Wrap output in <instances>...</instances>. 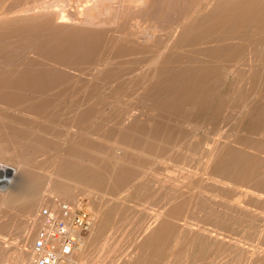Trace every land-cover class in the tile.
I'll return each mask as SVG.
<instances>
[{
    "label": "rangeland",
    "instance_id": "374dc122",
    "mask_svg": "<svg viewBox=\"0 0 264 264\" xmlns=\"http://www.w3.org/2000/svg\"><path fill=\"white\" fill-rule=\"evenodd\" d=\"M12 8L10 9V12H9V16L7 15L6 17H8L7 20H11V21H14V27H16L17 29L19 30H22L23 28L25 27H30V28H33V29H36V35H37V39H32V38H29V36H27L26 34L28 33L27 30L23 31V32H19V33H11L10 37H8L7 39H1L0 40V49L1 48H5L6 50H4L3 54H1V51H0V69L2 68V63H3V66H7L5 69L7 70L8 69V65L11 63L10 61H12V63L10 64V67L9 66V69H14V66H15V69L16 67L19 68V65L17 64H20V65H24L26 66L27 63H30V62H39L40 65L44 64L45 66H47V68L49 69H53L54 71L56 69H58V71L60 72H63L64 74L67 75V81H69V79H74L75 81H72V79L69 81L71 82L72 84H70L69 82L65 81L64 83L60 84L59 86H57V88L61 87L60 89L58 90H63L64 92H66L65 94V97H66V100H65V105L66 106H69L71 102H73V104L71 103V105L69 107L71 108H67L63 103V105H61L62 107H60L59 105H57L55 108L56 110L52 111L49 116H47L46 114V117L43 115V117L41 116V118H39L40 116H38V118H35V120H31V119H34L31 117V119L29 118L27 120L28 117L25 118V120L28 122L29 120L30 121H33L31 125H34V122H35V126L34 127H39L41 128V136L43 137V141L44 144H46V148L47 150L49 151H44V154H47V157L46 155L43 154L42 156H40V159L38 160H41V157L44 158L42 159V173L45 172L43 175L40 174L41 173V170L38 171L40 172L39 175L42 177V183L37 187L39 188L38 190L34 191L33 193H31V198L29 199H20V203L18 202V200L13 204V205H7L6 204H1L0 203V264H28V261L27 260H30V256H28L29 254H27V250H28V246L31 242V239H32V236H33V233L35 231V224H34V221H35V215H36V212L37 210L44 204L47 202V200L49 199H57L58 201H62V202H68V203H76V202H79L81 203V206H82V209L85 213L89 214L90 217L92 218L93 220V226L90 230V232H88L87 234L83 235L81 238L82 239H85V248H84V251L81 255H79V253L76 251L75 255H74V260L77 261L78 258H81V260L83 262H85V264H165V261L166 263L170 262L171 263H178L180 264L181 262L179 261L181 259V261L183 263L181 264H188L192 262V264H195L194 262L196 261V263H199V261L203 262L204 260H198V258H196L193 254H195V250H196V237H198V235L200 236L202 234V236L204 237L205 235L203 234L204 233V228L205 226L206 227V230L208 229V224H210L209 222L211 218V216L215 213H221L222 211H224V204L227 201H230L231 199H234V194H236V191L234 193V191L231 192V189H232V186L234 185H239L241 184L240 186H242L243 189H245V187H249V184L250 183H246V182H240V181H237V179L239 178H234V177H237L240 175L241 173V170H247V168H243L242 167H248L249 166V163H252L255 161V167L256 168H262L261 170L258 171V169H256L255 171L257 172V175H259L258 177L259 178H264V175L262 176V174L264 173V168L262 167L264 165V160L263 161H259L260 159L258 158H264V0L261 1V0H102L107 3L105 4H102L101 0H96V1H89V0H78V1H81L80 2H77V0H74V1H71V0H68L70 4L72 5H67V4H64V2L66 0H64L62 3H60L62 0H56L57 2H59L62 6H59L58 8V11H57V6L60 5H56L55 4V1L51 0L52 1V4L51 2L49 3V7H45L43 6L44 2L46 4V2L48 3L47 0H12ZM18 1V2H17ZM20 1V2H19ZM23 3H22V2ZM35 1V2H33ZM39 1V2H38ZM50 1V0H49ZM67 1V2H68ZM72 3H71V2ZM84 3H83V2ZM208 1V2H207ZM227 1V2H226ZM232 1V2H231ZM241 1V2H240ZM32 2V3H31ZM54 2V3H53ZM66 2V3H67ZM98 4H97V3ZM115 2V3H114ZM219 2V3H217ZM239 2V3H238ZM257 2V3H256ZM16 3V4H15ZM18 3L20 5H18ZM41 3V4H40ZM81 5V8H80V4ZM89 3V5H87ZM102 6H101V4ZM110 3V4H109ZM28 4V5H27ZM32 4V5H31ZM40 4L43 8H41L40 6L38 5ZM51 4V5H50ZM77 4V6H76ZM93 4V5H91ZM95 4H97L95 6ZM241 4H243L241 6ZM257 4V5H256ZM23 5V7H22ZM38 7H36V6ZM54 6L56 5V8L55 11L53 9V7L51 6ZM68 7L66 9V7ZM74 5V6H73ZM79 5V6H78ZM29 6L31 9V11H29ZM73 6V7H72ZM92 8V7H96L97 9V12L96 10H93L96 16H98V19H99V16L102 19H105L103 18L106 17V21L103 20V23L106 22L109 20V18H113V20L116 21L115 25L112 24L111 20H109L108 22H111L110 24L107 23L108 25V28H110L109 30H111L112 28H116L118 27L117 25H120L123 20H130L131 22H128V25L125 26V29L127 30V32L129 34H131L132 32H134L135 36L132 35L133 37L132 38H129V37H125L127 35H122V34H118V33H115V34H108L106 33L105 35H101V36H98L95 40H94V43H95V52L93 53V56L91 55L90 57H88L87 59H85L84 61H80L78 64H76L75 66H73L72 69L68 68L66 69L65 67H60V66H57L56 64H53L51 62H49L48 60L46 59H41L40 57H38L35 52L33 51L34 47H35V44L39 43V42H42V39L43 41H54L56 43H59L60 41H66L67 39H70L72 36H75L76 34V31L78 30H84L87 31H96L98 29H101L104 30L107 29V26L106 24L104 23V26L101 27V23L99 25L98 21L97 20V17L93 16V18H90L92 17V9L90 10V14L91 15L90 17H88V13L87 11H89V9L87 8ZM107 6V7H106ZM110 6V7H109ZM216 6V7H215ZM218 6V7H217ZM26 7V8H25ZM33 7V8H32ZM40 7V8H39ZM62 7H64V10L62 9ZM79 7V8H78ZM83 7V8H82ZM86 7V8H85ZM154 7L156 9H154ZM163 7V8H162ZM167 9H166V8ZM215 7V8H214ZM223 7V8H222ZM35 8H38V9H35ZM49 8V10H48ZM72 10H71V9ZM107 8V9H106ZM111 8V9H110ZM205 8V9H204ZM41 11H45L44 13L41 12ZM43 9H47L46 10H43ZM74 9V10H73ZM84 10L83 12L84 13H87V15H85L82 10ZM88 9V10H86ZM129 9V10H128ZM251 9V11H250ZM17 10L18 12L20 13H17ZM29 12H27V11ZM37 10H39V12H41L39 14V12H36ZM50 10H51V13H50ZM53 10V11H52ZM60 10V11H59ZM63 12H62V11ZM65 10H67L65 12ZM79 10V11H78ZM81 10V11H80ZM100 13H98L99 11ZM112 10V11H111ZM115 10V12H113ZM163 10V12H162ZM203 10V11H202ZM25 11V12H24ZM33 11V12H32ZM49 11V12H48ZM70 13H69V12ZM86 11V12H85ZM123 11V12H122ZM236 11V13H235ZM16 12V13H15ZM27 12V14H26ZM31 12L33 14H31ZM63 16H66L68 15V17L70 16V18H64L63 20H61V17H63L61 15V13ZM65 12V13H64ZM78 12V13H77ZM79 12H82V13H79ZM92 12V13H91ZM105 12V13H104ZM115 13L114 15L111 14V13ZM159 12V13H158ZM167 12V13H166ZM214 12V13H213ZM24 13V15H23ZM37 13V14H36ZM48 13V14H47ZM64 13V14H63ZM68 13V14H67ZM77 13V14H76ZM102 13V14H101ZM109 13V14H108ZM125 13H128V16L127 14L125 15ZM212 13V14H211ZM220 13V14H219ZM243 13V14H242ZM17 14V16L15 15ZM30 14V15H29ZM43 14V15H42ZM46 14V15H45ZM55 14V15H54ZM61 15V17L57 16V15ZM74 14V15H73ZM79 14V15H78ZM93 14V15H95ZM98 14V15H97ZM101 14V15H99ZM120 14V15H118ZM122 14V15H121ZM130 14V15H129ZM161 14V15H160ZM164 14V15H163ZM222 14V15H221ZM225 14V15H224ZM233 14V15H232ZM12 17H15V18H12ZM19 15L21 17H19ZM54 15V16H53ZM85 15L87 16V21L85 20L86 17L82 19V16ZM106 15H109L111 17H108ZM124 15V16H123ZM154 15V16H153ZM190 15V16H189ZM214 17H213V16ZM33 16V17H32ZM37 16V17H36ZM56 16V17H55ZM80 16V17H78ZM116 16V17H115ZM162 16V17H161ZM165 16V17H163ZM167 16V17H166ZM245 16V17H244ZM9 17H11L9 19ZM16 17H19V18H16ZM28 17V18H27ZM75 17V18H74ZM95 17V19H94ZM108 17V18H107ZM119 19H118V18ZM123 17V18H122ZM125 17V18H124ZM128 17V19L126 18ZM131 17V18H129ZM153 17V18H152ZM204 17V18H202ZM3 17H0V26H3V23L1 22H4V21H1ZM60 20H59V19ZM81 18V19H80ZM90 18V19H89ZM115 18V19H114ZM146 18V19H145ZM164 18V20H163ZM168 18V20H167ZM210 18H213V19H210ZM58 19V20H57ZM79 21H78V20ZM123 19V20H122ZM137 19V20H136ZM166 19V20H165ZM89 20V21H88ZM152 20V21H151ZM245 20V22L243 21ZM95 21V22H93ZM120 21V23L118 22ZM136 21V22H135ZM141 23H139V22ZM143 21V22H142ZM198 21H202L200 24H198L197 26L193 27L192 30L190 29L189 33L188 32H185L183 33V30L184 28H186L187 26L192 25ZM86 22V23H84ZM135 22V23H134ZM138 22V23H137ZM159 22V23H158ZM177 22V23H176ZM89 23V24H88ZM91 23V24H90ZM98 23V25H97ZM119 23V24H117ZM133 23V24H131ZM143 23V24H142ZM130 24V26H129ZM138 24V25H137ZM150 24V25H149ZM158 24V25H157ZM163 24V25H161ZM177 24V25H176ZM56 25V26H55ZM97 25V26H96ZM140 25V26H139ZM176 25V26H175ZM230 25V26H229ZM60 26V27H58ZM129 26V28H127ZM153 26V27H152ZM160 26H163V27H160ZM179 26V27H177ZM250 26V27H249ZM132 27V28H131ZM135 27V28H133ZM158 27V28H157ZM170 27V28H169ZM203 27V28H202ZM131 28V30H130ZM150 28V29H149ZM156 28V29H155ZM161 28V30H159ZM165 28V29H164ZM172 28V29H171ZM201 28V29H200ZM241 28V30H240ZM59 29V30H58ZM68 29V30H67ZM92 29V30H91ZM95 29V30H94ZM152 29V30H151ZM194 29H195V33H194ZM65 30V31H64ZM108 30V29H107ZM141 33H139L138 32ZM143 30V31H142ZM159 30V31H157ZM176 30V31H174ZM243 30L245 32H243ZM48 31V32H47ZM132 31V32H131ZM148 31H151L152 33L148 32ZM154 31V32H153ZM156 31V32H155ZM172 31V32H171ZM192 31V32H191ZM231 31V32H230ZM261 31V32H260ZM47 32V33H46ZM131 32V33H130ZM175 32V33H174ZM209 32V33H208ZM223 32V33H222ZM62 33V34H61ZM138 33V34H137ZM146 33H147V36H148V39L146 38ZM155 33V34H154ZM157 33V35H156ZM187 33V34H186ZM40 34V35H39ZM137 34V35H136ZM140 34V36H139ZM145 34V36H144ZM150 34V35H148ZM259 34V36H258ZM44 35V36H43ZM61 35V36H59ZM118 35V36H117ZM120 35V36H119ZM143 37H142V36ZM152 35V38H150L149 36ZM171 35V38L168 39V36L170 37ZM191 35V36H190ZM220 35V37H219ZM21 36V37H20ZM43 36V37H42ZM50 36V37H49ZM122 36H124L122 38ZM138 36V37H137ZM157 36V37H156ZM40 37V39H39ZM48 37V38H47ZM121 37V38H120ZM154 37V38H153ZM164 37H167V38H164ZM173 37V38H172ZM180 37V38H178ZM209 37V38H208ZM29 38V39H27ZM120 38V39H119ZM143 38V39H142ZM181 39L180 42L178 39ZM11 39V40H10ZM15 39V40H13ZM24 41H23V40ZM56 39V40H55ZM59 39V40H58ZM107 39V40H106ZM140 39V40H138ZM144 39L146 41H144ZM167 39V40H166ZM186 41H182V40H185ZM226 39V40H225ZM232 39V40H231ZM245 39V40H243ZM6 40V41H5ZM10 40V41H9ZM22 40V41H21ZM29 40V41H27ZM37 40V41H36ZM118 40V41H117ZM123 43H122V41ZM124 40L128 41V42H125L124 43ZM143 40V41H142ZM164 40V41H163ZM178 40V43L176 42ZM259 40V41H258ZM2 41H5L4 43ZM19 43H16L15 46H13V44H15V42H18ZM25 41H27L25 43ZM35 41V42H34ZM106 41V42H105ZM120 41V42H119ZM134 41V43H133ZM228 41V42H227ZM230 41V43H229ZM233 41V42H232ZM262 41V42H260ZM21 42H24V43H21ZM105 42V43H104ZM116 42V43H115ZM145 42V43H144ZM157 42V44H156ZM182 42V43H181ZM214 42V43H213ZM227 42V43H226ZM3 43V44H2ZM122 43V44H121ZM181 43V44H179ZM184 43V44H183ZM237 43V44H236ZM31 44V45H30ZM110 44V45H109ZM114 44V45H113ZM117 46H116V45ZM120 46H119V45ZM178 45V46H173V45ZM211 45V47L209 45ZM214 44V45H213ZM220 44V45H219ZM258 44V45H256ZM148 45V46H147ZM207 45V46H206ZM217 45V46H216ZM228 45V46H227ZM253 45V46H252ZM263 45V46H262ZM9 46H12L14 48H11L9 49ZM22 46V49L20 50ZM31 46V47H30ZM37 46V45H36ZM163 46V47H162ZM179 46L183 47V48H179ZM205 46V47H204ZM208 46L210 47V49L208 48ZM8 47V48H7ZM20 47V48H19ZM100 47V48H99ZM109 47V48H108ZM117 47V48H115ZM152 47V48H151ZM162 47V49H161ZM174 47V49L172 48ZM177 47V49H176ZM201 47V48H200ZM232 47V48H231ZM236 47V48H235ZM242 47V48H241ZM249 47V48H248ZM126 48V49H125ZM155 48V49H154ZM172 48V49H170ZM187 48V49H186ZM221 48V49H220ZM240 48V49H239ZM257 50H255V49ZM11 49H13L12 51H10ZM32 49V50H31ZM112 51H111V50ZM117 49V51H116ZM208 49V50H207ZM220 49V50H219ZM236 49H239V50H236ZM15 50V51H14ZM25 50V51H24ZM102 50V51H101ZM105 50V51H104ZM111 51L108 53V51ZM115 50V52H114ZM153 50V51H152ZM158 50V51H157ZM218 50H219V53H218ZM222 50V51H221ZM254 50V51H252ZM132 51L133 54H129V52ZM152 51V52H150ZM236 51V53L234 52ZM238 51V52H237ZM247 51V52H246ZM15 52V53H14ZM25 52V53H24ZM28 52V53H27ZM97 52V53H96ZM143 52V53H142ZM156 53L154 54V57H153V53ZM223 52V54H222ZM239 54V59L235 62L234 58L232 59H229V62L227 61L226 57H228L230 54ZM242 52V53H241ZM252 52V53H251ZM255 53V56H258L256 55L257 53L259 55H261V57H255L254 56V53ZM257 52V53H256ZM261 52V54H260ZM9 53V54H8ZM101 53H103V55H101ZM106 53H108L107 55H105ZM145 53V54H144ZM147 53V54H146ZM212 53V54H211ZM229 53V54H228ZM11 54V55H10ZM13 54V55H12ZM25 54V55H24ZM32 54V55H31ZM159 54V55H158ZM202 54V55H201ZM204 54V55H203ZM214 54V55H213ZM217 54V55H216ZM220 54V55H219ZM244 54V55H243ZM252 54V57H255V58H251L250 56ZM2 55H6V56H2ZM98 55V56H97ZM135 55V58L133 56V59H132V56ZM137 55V56H136ZM144 55V56H142ZM151 55V56H150ZM172 55V56H170ZM176 55V56H175ZM207 55V57H206ZM243 56H246V58L242 57L244 60H242V58L240 57ZM16 56V57H15ZM19 56V57H18ZM37 56V57H36ZM104 56V57H103ZM106 56H107V59H106ZM121 56V57H120ZM130 56V57H129ZM148 56V57H146ZM226 56V57H225ZM114 59H113V58ZM127 57H129L130 59H128ZM164 57V59H163ZM170 57V58H169ZM173 60H172V58ZM14 58V59H13ZM39 58V59H38ZM90 58V59H89ZM100 59L99 61L97 60ZM127 58V60H126ZM148 58V59H147ZM152 58V59H151ZM154 58V59H153ZM168 58L170 60H168ZM225 58V60H223ZM238 58V57H237ZM249 58L251 60H249ZM259 58V59H258ZM17 59V60H15ZM23 59V60H22ZM25 59H28L25 60ZM94 59V60H93ZM123 59V60H122ZM146 59V60H145ZM159 59V60H158ZM257 59V60H256ZM263 59V60H262ZM44 60V61H43ZM46 60V61H45ZM157 60V61H156ZM163 60V61H162ZM164 60L166 62H164ZM172 60V61H171ZM186 60V61H185ZM190 60V61H189ZM219 60V61H218ZM223 60V61H221ZM254 60V61H253ZM259 60V61H258ZM261 60V61H260ZM20 61V62H19ZM26 61V62H24ZM89 63H88V62ZM103 61V62H102ZM113 61V62H112ZM122 61V62H121ZM131 61V62H130ZM168 61V62H167ZM184 61V62H183ZM225 61V62H224ZM227 61V62H226ZM247 61V63L245 64L246 66H248L246 68V66H243L242 63ZM257 61V62H255ZM4 62L5 65H4ZM9 62V63H8ZM91 62V63H90ZM99 62V63H97ZM106 62V63H104ZM112 62V63H111ZM127 62V63H125ZM136 62V63H135ZM162 62V64H160ZM172 62V68H170L169 64ZM188 62V63H187ZM206 62V63H204ZM208 62V63H207ZM221 63H231V64H220ZM261 64H260V63ZM22 63V64H21ZM26 63V64H25ZM38 63V64H39ZM101 63L102 66H103V69H102V66L100 65ZM129 63V64H128ZM133 63V64H132ZM192 65H191V64ZM194 63V64H193ZM196 63V64H195ZM253 63V65H252ZM97 64V65H96ZM106 64V65H105ZM110 64V65H109ZM165 64V65H164ZM167 64V65H166ZM176 64V65H175ZM185 66H184V65ZM216 64V65H215ZM43 65V66H44ZM91 65V66H90ZM95 65V67H94ZM100 65V66H99ZM124 65V66H123ZM157 65V66H156ZM183 65V66H182ZM209 65V66H207ZM215 65V66H214ZM221 67H220V66ZM233 66V65H237V66H234V70L237 71V73L230 67L228 66ZM263 65V66H262ZM44 66V67H45ZM189 66H196V69L193 67H189ZM212 66V67H211ZM219 66V67H218ZM224 67L225 70H223L222 68ZM243 66V67H242ZM251 66V67H250ZM253 66V67H252ZM55 67V68H54ZM84 67H85V70H84ZM90 67V68H89ZM100 67V68H99ZM137 67V68H136ZM140 67V68H139ZM169 67V68H168ZM186 67V68H185ZM207 67V68H206ZM217 67V68H216ZM245 67V68H244ZM22 68V66L20 67ZM86 68L88 69L86 70ZM93 68V69H92ZM133 68V69H132ZM168 68V69H167ZM199 68V69H198ZM201 68V69H200ZM212 68V69H211ZM215 69H218V70H215ZM255 69L252 70V69ZM4 69V67H3ZM4 69V70H5ZM96 69V70H95ZM102 69V70H101ZM144 69V71H143ZM209 71H208V70ZM230 69V70H229ZM233 71H232V70ZM237 69V70H236ZM245 69H250L252 70L250 73H248L249 71L248 70H245ZM262 69V70H261ZM72 70V71H71ZM84 70V71H83ZM99 70V71H98ZM105 70V71H104ZM127 70V71H126ZM130 70V71H129ZM139 70V72H138ZM142 73H141V71ZM177 70V71H175ZM180 70V72L178 71ZM194 70V71H192ZM200 70V71H199ZM229 73H227V71ZM261 70V71H260ZM88 71V72H87ZM95 71V72H94ZM161 71V73H160ZM166 74H165V72ZM197 71L200 72L199 75L202 74V78H198V79H194V77H187L186 80L183 82L184 86H177L176 88L179 90L177 92V94L175 95H172L171 96V93H173L174 90H169L168 92H166V88L164 87V89L162 90V88L160 87L162 84L164 85L165 83L173 80L174 78V75L177 76L179 74V77L180 75H184L186 74H189V76L191 75H194V74H198ZM206 71V72H205ZM211 71L213 72L211 73ZM57 72V71H55ZM98 72V73H97ZM144 72V73H143ZM147 72V73H146ZM168 72V73H167ZM178 72V73H177ZM182 72V74H181ZM218 72V74L216 73ZM235 74H233V73ZM253 72V73H252ZM261 72V73H260ZM86 73V74H85ZM160 73V74H159ZM173 73V74H172ZM176 73V74H175ZM215 75V73L217 74V77L218 79L216 80L214 77L216 76H210L211 74ZM247 75H246V74ZM258 74V75H253V74ZM85 74V75H83ZM97 74V75H96ZM128 74V75H127ZM154 76H153V75ZM210 74V75H209ZM234 76H232V75ZM249 74L251 77H249ZM78 75V77H77ZM96 75V76H95ZM100 77H99V76ZM102 75V76H101ZM134 75V76H133ZM137 75V76H136ZM161 75V76H159ZM166 77H165V76ZM168 75H172L170 77H168ZM224 77H222V76ZM236 75V76H235ZM253 75V76H252ZM93 76V77H92ZM117 76V77H116ZM128 76H129V80L128 79ZM139 76V77H138ZM156 76V77H155ZM209 76V77H208ZM95 77V78H94ZM105 78L107 80L103 81L104 79H100V78ZM131 77V78H130ZM133 77V78H132ZM144 77V79H143ZM172 77V78H171ZM183 78V76H181ZM209 79H208V78ZM212 77V78H211ZM254 77V78H253ZM76 78V79H75ZM99 78V80H98ZM143 80H142V79ZM146 78V79H145ZM181 78V79H182ZM234 78V79H233ZM96 79V80H95ZM121 79V80H120ZM127 79V81L125 80ZM167 79V80H166ZM177 79V78H176ZM212 79L216 80L215 83L214 81H212ZM221 81H220V80ZM254 79V80H253ZM101 80L104 82H101ZM109 80V81H108ZM140 80V81H139ZM208 80V81H207ZM251 80V81H250ZM99 81V82H98ZM111 81V82H110ZM125 81V82H124ZM197 81L201 82V83H197ZM207 81V82H206ZM210 81V82H209ZM220 81V83H219ZM80 82V83H79ZM96 84H95V83ZM101 82V84H100ZM108 84H107V83ZM116 82V83H115ZM141 82V83H140ZM161 82V83H160ZM213 82V86H215L214 84H216L217 82V91L214 89L216 87H212L210 86L208 83H211ZM100 84L101 87H99L98 85ZM109 83L111 84V86L113 87L112 89H110V85ZM130 83V85H129ZM132 83V84H131ZM239 83V84H238ZM241 83V84H240ZM71 85V87H68ZM77 84V85H76ZM90 84H91V87H90ZM98 86V88L94 87L93 86ZM118 84V85H116ZM120 84V86H119ZM144 84V85H143ZM211 84V85H212ZM65 85V86H64ZM83 85V86H82ZM104 87H103V86ZM129 85V86H128ZM133 85V87H132ZM146 85V86H145ZM156 85V86H155ZM158 85V86H157ZM196 85V86H195ZM200 85V86H199ZM207 86V88H205L204 86ZM209 85V86H208ZM247 85V86H246ZM67 88H64L66 87ZM75 86V87H74ZM89 86V87H88ZM119 88V92L118 90H116L117 88ZM119 86V87H118ZM142 86V87H141ZM92 87H94L96 89V91H94L95 89L93 88V92L94 94L92 95L90 93ZM110 89V90H113V94H112V91L108 90L107 89ZM114 87L116 89H114ZM123 87V88H121ZM129 87V88H128ZM198 87L200 88V90L198 89ZM212 87V88H211ZM78 88V89H77ZM105 89L107 93H105L103 96L102 94L105 92L104 90H101V89ZM120 88L123 89L120 91ZM160 88V89H158ZM193 88H194V91H193ZM205 88V89H203ZM214 88V89H213ZM68 91H66V90ZM72 89V90H71ZM87 89V90H86ZM98 89V90H97ZM125 89V90H124ZM132 89H134L131 93L128 94L129 91H131ZM150 89V90H149ZM182 89V91L180 92V90ZM70 90V91H69ZM77 90H80L78 91L77 93ZM138 90V91H137ZM147 90V91H146ZM153 90V91H152ZM155 90V91H154ZM184 90V91H183ZM187 90V98L184 97L183 94L186 93ZM213 93L215 92V94L213 95L211 93L210 95V92ZM85 91V92H83ZM86 91H89L87 92L86 94ZM100 91V92H99ZM103 91V93L101 92ZM123 91V92H122ZM126 93H125V92ZM144 93H143V92ZM150 93H149V92ZM152 91V92H151ZM157 91V93H155ZM171 91V92H170ZM177 91V90H176ZM207 91V92H206ZM210 91V92H209ZM70 92H72L70 94ZM117 92V93H116ZM123 95L126 97V94H128L127 96L130 97L131 99H129L128 97H124L123 95L120 96V97H124V99H122L123 101L126 99H129V102L134 99L135 95H136V101H132L131 103L129 102H123L121 103L120 100V97L118 95H121L122 93ZM133 92H134V95H133ZM141 92V93H140ZM149 93V97L147 96V94ZM161 92V94H160ZM166 92V93H165ZM189 92V93H188ZM197 92V93H196ZM209 92V94H207ZM217 92V93H216ZM69 93V94H68ZM96 93V94H95ZM100 95H99V94ZM102 93V94H101ZM114 93L116 94L117 97H119L117 101H115L113 99L114 97ZM125 93V94H124ZM140 93V94H139ZM163 93V94H162ZM170 93V94H168ZM77 94V95H76ZM89 94V95H88ZM98 94V95H97ZM142 94V95H141ZM145 94V95H144ZM154 94V95H152ZM157 94H159V96H157ZM245 94V95H244ZM80 95H83L82 98H80L81 96ZM92 95V96H91ZM107 95V98L106 96ZM132 95V96H131ZM162 95V96H161ZM191 95L193 97V99H197L196 101L192 100V97L189 96ZM212 95L214 96V98H212ZM242 95V97H241ZM244 95V96H243ZM69 98H68V97ZM78 96V97H77ZM85 96H88L90 98H92L91 100L88 99V97L86 98ZM95 96V97H94ZM98 96V97H97ZM101 98H100V97ZM110 97L111 99V102L113 101L114 105H115V108L120 112L121 109H124L125 110H122V113L120 112V114H122V116H124V119L119 116V112H115V108H111L110 106L113 105H108V104H111L110 101L108 100V98ZM116 96L114 98H116ZM144 96H146V102H151L153 105L156 102L161 103L163 101V103L165 102H168L172 99V102L175 100L176 102H179L180 99L182 100L181 102H183L182 104H180L179 106L180 107L177 109H174L173 111L170 110V112L168 111H165L164 109L160 111V108L159 110H157L158 108H151L150 109H145L147 108V106L150 105L147 104V103H143L142 104V101H144L143 98ZM165 96V97H164ZM173 96H176L175 99L173 98ZM207 96V97H206ZM240 96V97H239ZM247 96V97H245ZM64 97V96H63ZM64 97V99H65ZM75 97V99L73 98ZM97 97V98H96ZM133 97V98H132ZM142 97V98H141ZM157 97V99H156ZM162 97V98H161ZM189 97V98H188ZM209 97V99H208ZM245 97V98H244ZM71 98V99H70ZM73 98V99H72ZM84 98V99H83ZM95 100H94V99ZM141 98V99H139ZM154 98V99H153ZM212 98V99H211ZM238 98V99H237ZM82 99V100H81ZM102 99V101H101ZM113 99V100H112ZM152 99V101L150 100ZM163 99V100H162ZM169 99V100H168ZM204 99L206 101H204ZM210 99L212 101H210ZM68 100L70 101L69 105H68ZM72 100V101H71ZM79 100H81V102H79ZM89 100V101H88ZM92 100H94L95 102H93ZM104 100V101H103ZM148 100V101H147ZM179 100V101H178ZM189 100V101H188ZM194 101L195 104L198 106H196L193 102L191 103V101ZM203 100V101H202ZM208 100V101H207ZM249 100V101H248ZM252 100V101H251ZM78 102V105L79 103L80 106H86L88 105L86 108L88 111L92 112L93 114H95L97 117L93 116V115H90L91 118H88L87 117H84V118H79V114H82L81 112L84 111V108L85 106L83 107V110L81 109L82 107L80 106H77V102ZM88 101V102H87ZM99 102H101L103 104V107H102V104H97ZM107 101V102H105ZM128 101V100H127ZM161 101V102H160ZM188 101V103L186 102ZM200 101V102H199ZM245 101L247 103L250 102V103H247L245 104ZM87 104H86V103ZM94 104H93V103ZM104 102L107 104L105 105ZM134 102V103H133ZM141 102V103H140ZM198 102V103H197ZM203 102V103H202ZM206 102L208 103L209 102V105L206 104ZM244 103L247 108H245L246 106L242 103ZM75 103V104H74ZM91 103V105L89 104ZM120 103V104H119ZM129 103V104H127ZM84 104V105H83ZM97 104V106H96ZM123 105L124 106H119V105ZM138 104V105H137ZM189 104V105H188ZM191 104H194V106H190ZM76 105V107H75ZM93 105V106H92ZM99 105V106H98ZM129 105V108L127 107ZM155 105H157L155 103ZM201 105V106H200ZM207 105V107H205ZM253 105H255L254 107H252ZM258 105V106H257ZM64 106V107H63ZM90 106L94 107L95 106L97 108H91ZM108 106V107H106ZM187 106V107H186ZM244 110H243V108ZM249 106H251V109H249L248 111V108H250ZM90 107V108H89ZM102 107V108H100ZM111 109H110V108ZM119 107V108H118ZM124 107V108H123ZM131 107V109H130ZM191 108L192 107V111L190 112V110L188 108ZM201 109L202 107V111L201 113L203 114H197V111L198 109ZM200 107V108H199ZM65 108V109H64ZM89 108V109H88ZM98 108H99V111H98ZM121 108V109H120ZM135 110H132L134 109ZM196 108V109H195ZM217 108V110H216ZM241 108V109H240ZM253 108V109H252ZM70 109V110H69ZM74 109V110H73ZM93 111H92V110ZM246 109V110H245ZM70 111V112H67V111ZM87 110L85 109V114L87 115ZM97 110V112H96ZM102 110V111H101ZM111 110V111H110ZM129 110V111H127ZM176 110L178 111L177 113ZM197 110V111H196ZM209 110V111H208ZM251 110H253L252 112H250ZM261 110V111H260ZM51 111V110H50ZM58 111V112H57ZM60 111V113H59ZM95 111V112H94ZM103 111H105L103 113ZM132 111V112H131ZM135 111V113L137 112V116L135 115V113H133ZM153 113H152V112ZM160 111V112H158ZM165 111V112H164ZM182 111V112H181ZM186 111V112H185ZM211 111V112H210ZM217 111V112H216ZM240 111V112H239ZM243 111V112H242ZM255 111L257 113H255ZM110 112V113H109ZM112 112V114H111ZM124 112V113H123ZM139 112V113H138ZM164 112V114H163ZM168 112V113H167ZM175 113V115H170V113ZM189 113V114H185V115H189L188 117H186L185 115H183L182 113ZM213 112V113H212ZM249 112V113H248ZM260 112V113H259ZM55 113V114H54ZM59 113V116L56 114ZM69 115H68V114ZM71 113V114H70ZM83 113V114H84ZM89 113V112H88ZM98 113V114H96ZM99 113L101 114V118H99ZM103 113V114H102ZM106 113V114H105ZM169 115H167V114ZM192 113V115H190ZM205 113V114H204ZM219 113V114H218ZM246 113H247V117H246ZM63 114V115H62ZM73 114V115H72ZM82 114V115H83ZM91 114V113H90ZM105 114V116H104ZM107 114H108V119H107ZM111 114V115H109ZM124 114V115H123ZM131 114V115H130ZM160 114V115H159ZM161 114H163L164 116H168L167 118H163V115L161 116ZM181 114V115H180ZM255 117H254V115ZM76 115V116H75ZM115 115H116V119H115ZM126 115V117H125ZM128 115V117H127ZM133 115V116H132ZM147 115V116H146ZM158 115L160 116L158 118L159 122H162L163 123H167L168 125L167 128L163 126V128H161V126L159 127V135L158 132L154 133V134H158L159 136H155L154 135V139L155 137L160 140V141H156L150 136L152 135V127L154 125H156L155 123H157V118ZM183 115V117H182ZM201 115V116H200ZM205 115V116H204ZM65 116V117H64ZM94 118H93V117ZM110 116V117H109ZM114 116V117H113ZM194 116H197V117H194ZM207 116H209L210 118L213 117V119L211 118H208ZM215 116H217L215 118ZM252 116V117H251ZM54 117H57V118H54ZM62 117V119L60 118ZM69 117V118H68ZM77 117L78 119H80L79 121L81 122H77ZM104 117V118H103ZM115 121L120 120L121 124H119L117 122V124H119V126L115 125L116 127H120L119 131V135H121V133L124 134L125 130L127 132L128 130V136H130L132 134V137L131 139L127 137L128 139V143L130 141V144L135 141L136 139L135 138V135L138 134V132L136 131V129L142 124L143 125V128L147 125L149 127H145V129H150V130H145L147 131L146 132V136L149 132L152 133V134H148V137L150 136L151 139H148L150 140L151 142H153L154 140V144L158 143L157 145L159 146V151H160V154H158V149H150V151L148 152L145 151V149H134L132 148V146H130V144L126 143L127 147H125V143H123L121 137H119L120 139H118V134H115L116 130H118V128L115 130V126L112 125L114 119ZM120 117L123 119L121 120ZM133 118V123L131 122V119L129 120V123L128 122V119L127 118ZM148 117V119L146 120V118ZM255 119H254V118ZM46 118V119H45ZM64 118V119H63ZM98 118V119H97ZM112 118V123L110 121H107V120H110ZM154 118V119H153ZM156 118V120H155ZM180 118L183 120H180ZM185 118L187 119L186 122H185ZM191 118V119H190ZM203 118V119H202ZM207 118V120H206ZM252 118V119H251ZM61 119V121L58 123V121ZM69 119V121L67 120ZM92 119V120H91ZM94 119V120H93ZM102 119V120H100ZM164 119V120H163ZM202 119V121H201ZM254 119V120H253ZM50 120L52 122H50ZM57 120V121H54ZM96 120V121H95ZM106 120V122H105ZM137 120V121H135ZM150 120V121H149ZM167 120V121H166ZM189 120V122H187ZM196 120V121H195ZM209 120V121H208ZM213 120V121H212ZM217 120V121H216ZM29 121V122H30ZM68 121V122H66ZM94 121V122H93ZM99 121V122H98ZM104 121V122H102ZM127 121V122H126ZM143 122V121H146V122H143V123H139V122ZM154 121V125L152 124ZM157 121V122H156ZM166 121V122H165ZM191 121V122H190ZM195 121V122H194ZM199 121V123H198ZM201 121V122H200ZM207 121V122H206ZM54 122V123H53ZM83 122L85 123V125L83 124ZM100 122L103 124H100ZM110 122V123H109ZM148 122V123H147ZM157 123V125H160L161 123ZM174 122V123H173ZM182 122V123H181ZM193 122V123H192ZM203 122V123H202ZM205 122V123H204ZM257 122V123H255ZM64 123L66 124L64 126ZM95 123V124H94ZM96 123H99V124H96ZM107 123V124H106ZM116 123V122H115ZM114 123V124H115ZM123 123L125 126H127L126 128L124 127L123 129ZM139 123V125L137 124ZM151 123V125H150ZM187 123V125H186ZM189 123V124H188ZM191 123V125H190ZM196 123V126L194 125ZM198 123V124H197ZM210 123V125H209ZM212 123V124H211ZM254 125H253V124ZM0 124H3L2 122H0ZM27 124V125H26ZM26 127H28V123H26ZM77 124V125H76ZM81 124L83 125L81 127ZM90 124L89 126H92L91 127H88L87 125ZM94 124V125H93ZM106 124V125H104ZM128 124V125H127ZM136 124L137 127H133L134 125ZM145 124V126H144ZM161 124V125H162ZM200 124V125H199ZM256 124V125H255ZM263 124V126H262ZM69 125V126H68ZM76 125V127H74ZM98 125H100L98 127ZM121 125V126H120ZM132 125V128L135 129H132L130 126ZM141 125V126H142ZM171 127H170V126ZM212 125V126H211ZM219 125V126H218ZM251 125V127L249 128V126ZM259 125V126H257ZM30 126V125H29ZM68 126V127H67ZM71 126V128H69ZM73 126V127H72ZM103 128H102V127ZM110 128H113L114 131L113 133L114 134H110L107 131ZM151 126V128H150ZM189 126H193L195 127L194 129H190ZM199 128H198V127ZM201 126V127H200ZM203 126V127H202ZM254 129H251L253 128ZM255 126H256V129H255ZM33 127V126H32ZM88 127V128H87ZM95 127V128H93ZM98 127V128H97ZM104 127H106L107 129H105ZM217 127V128H216ZM31 127H29L30 129ZM85 129V138L87 139V141H89V143L92 144V146H97L96 149L97 150H87V154L88 156H85L84 160L87 161V163L91 166H94V168L97 169L98 168H101L102 166L104 167H110L109 170V174H107V178H111L113 177L112 174H114V177L115 175H117V173L115 172L116 170H118L120 167L122 168H125V169H129L130 170H133L135 171V176L132 177V180L130 179V181L128 183H125L123 186L122 184L118 187H115V188H112L111 186V181H109L107 178L105 179V183H102L100 185H87V184H83V183H76V182H72L70 180H68L66 182V180H60V179H57L56 177V172L55 170H57V166H56V163L58 161V158L60 159L59 161L64 160V157L60 154L59 151L55 150V154L53 153V150L50 149V148H55L54 145H56L58 147V143L59 144H62L63 143V138H65V136H68V138H72L71 136H77L78 135V138L81 136L79 134V132L77 133V131H80L81 129ZM122 128V129H121ZM161 128V129H160ZM171 128H176V130L178 129H181V130H170ZM210 128L212 130H214V132L217 133L214 134L212 130H210ZM238 130H237V129ZM263 128V129H262ZM25 129V128H24ZM64 129V130H63ZM70 129V130H68ZM78 129V130H77ZM95 129V130H94ZM97 129V131H96ZM99 129V131H98ZM102 129V131H101ZM198 129V130H197ZM218 129V130H217ZM258 129V131H257ZM28 130V129H27ZM43 130V131H42ZM46 130V131H45ZM67 130V131H66ZM77 130V131H76ZM123 132H121V131ZM130 130V131H129ZM173 132V131H176L174 133H170L169 132ZM200 130V131H199ZM232 130V131H231ZM234 130V131H233ZM32 130H28V132ZM40 131V130H39ZM70 131V132H69ZM93 131L92 133H89V132ZM109 131L112 133V131L109 129ZM162 131V132H161ZM167 131V132H166ZM181 131V132H180ZM198 131V132H197ZM253 131V132H252ZM262 131V132H261ZM68 132V133H67ZM104 132V133H103ZM117 132V133H118ZM129 132H130V135H129ZM169 132V133H168ZM190 132V133H189ZM193 132V133H192ZM208 132V134L206 133ZM232 134H231V133ZM237 132V133H236ZM239 132V133H238ZM30 133H27L30 134ZM51 133V134H50ZM65 133H67L65 135ZM100 133V134H99ZM103 133V134H102ZM137 133V134H135ZM165 133L167 134H171V138L172 140L174 139L175 137V141H174V144L173 142H171V145H175V147L173 146L171 151H170V154H172L171 156H167V155H163V150H160V149H164L165 147V139L162 140V138H166L165 136H167V134L165 135ZM179 133H182V136L179 138L178 136L181 135ZM186 133H188L189 135H186ZM197 133V134H196ZM199 133V134H198ZM219 133V134H218ZM256 133V134H255ZM71 134V135H70ZM110 134V135H109ZM122 134V135H123ZM165 136H164V135ZM262 137H261V135ZM45 137H44V136ZM70 135V137H69ZM118 135V136H117ZM126 135V133H125ZM207 135V137H206ZM220 135V137H219ZM254 135V136H253ZM30 136V135H28ZM87 136V137H86ZM161 136V137H160ZM179 138V143L184 144V146L182 145V147L180 146V144L177 146V138ZM260 136V137H259ZM82 137V136H81ZM147 137V138H148ZM149 137V138H150ZM160 139H159V138ZM195 139L194 142L195 143H198V141L203 138V140L201 139L199 142L201 144V141H203L202 143L204 142H207V141H216L214 146H212L213 148L217 147L216 149L214 148V150L212 149V151H208L207 152V149L205 148V150H203L204 152L203 153V156L208 155V153L210 154V152L212 153V158L214 159V157H217L215 158L214 160L210 158V160H212L211 162H206V159L203 160L206 162V165L204 161H201L202 158L200 159L199 158V154L195 156H192L193 155V151H192V146L193 144H195L193 142V138ZM197 137V138H196ZM219 137V138H218ZM256 137V138H255ZM134 140H133V139ZM138 138V135L137 137ZM182 138V139H181ZM184 138V139H183ZM47 139V140H46ZM156 139V140H157ZM185 139H192V141H186ZM133 140V141H131ZM171 140V141H172ZM182 140V142H181ZM231 140V141H230ZM240 140V141H239ZM74 141H78V139L76 138V140L74 139ZM119 141V142H118ZM122 141V148H126L124 149H120L119 147L120 146V142ZM127 141V140H126ZM125 141V142H126ZM164 143V146L162 145V142ZM222 141V142H221ZM224 141V142H223ZM253 141H254V146H253ZM150 142V143H151ZM159 142H160V145H159ZM176 142V143H175ZM190 142V145L188 146ZM192 142V144H191ZM256 142V143H255ZM51 143V144H49ZM187 143V144H186ZM217 143V144H216ZM228 144V147L225 146L226 144ZM240 143V144H239ZM246 145H245V144ZM252 143V144H251ZM262 144V149L260 148L259 144ZM133 144V143H132ZM250 144V146H253L252 149L250 146H248ZM216 145V146H215ZM244 145V146H243ZM49 146H51L49 148ZM118 146V148L116 147ZM160 146H163V147H160ZM224 146V147H223ZM131 147V148H129ZM181 147L182 150H180L179 148ZM191 149H190V148ZM221 147V148H220ZM242 147V148H241ZM259 147L261 150H256V148ZM116 148V149H115ZM224 148V149H223ZM251 148V149H250ZM134 149V150H132ZM177 149V150H175ZM190 149V150H189ZM221 149V151H220ZM237 149V150H236ZM51 150V151H50ZM115 150V151H114ZM123 150V151H122ZM137 150H140L138 153H140V155L137 153ZM154 150V151H153ZM180 150V151H178ZM224 150V151H223ZM229 150V152H228ZM238 150H241V151H238ZM247 150V151H245ZM145 151V153H144ZM156 151V152H155ZM163 151V152H162ZM166 151V150H165ZM178 151V152H176ZM217 151V152H215ZM233 151V153H232ZM236 151V152H235ZM134 154H133V153ZM143 152V153H142ZM158 152V153H157ZM173 152V153H171ZM176 152V153H175ZM187 154H186V153ZM188 152L192 153V154H189ZM206 152V153H205ZM213 152H214V155L213 156ZM226 152V153H224ZM244 152V153H242ZM248 152V153H247ZM250 152V153H249ZM121 155H120V154ZM144 156H142V154ZM148 153V154H147ZM150 153V154H149ZM162 153L163 156H160ZM178 153V154H177ZM219 153V154H218ZM234 155H232V154ZM242 153V154H241ZM246 153V154H245ZM252 153V154H251ZM255 153V154H254ZM257 153V154H256ZM149 155V157L146 156ZM176 154V155H174ZM189 154V155H188ZM229 154V156H227ZM232 156H231V155ZM240 154V155H239ZM245 154V155H243ZM261 154V155H260ZM49 155H50V158L53 157V160L49 158ZM139 155V156H138ZM158 155V156H157ZM189 156L193 158V161L195 162V165H194V162H188L189 165H191L190 167L187 166L186 164L182 163L180 164V162H182L185 158V161H188V160H191L190 159H187L188 157L186 156ZM239 155V157L241 155L245 156L247 155L246 160H249V157H250V160L249 162H244L242 163L240 166H239V173H235L233 177V179L229 178L230 180L234 181L233 183L230 181H225L226 183H229L226 188L225 186H221L223 187L222 190L221 187H218L219 185L215 184L213 185L214 183L211 182V181H208L206 180V178L208 176H221V175H218L216 174L217 171L223 166V163L221 162H230L232 160H234L235 158H237V156ZM250 155V156H249ZM146 156V157H145ZM154 159H152V157ZM198 156V157H197ZM202 156V157H203ZM227 156V157H226ZM46 157V158H45ZM137 157V158H136ZM161 157V158H160ZM219 157V158H218ZM226 157V158H225ZM229 157V158H228ZM235 157V158H234ZM242 157V156H241ZM253 157V158H252ZM112 158V159H111ZM115 158H117L118 160H114ZM194 158H198V159H194ZM206 158V157H205ZM225 158V159H224ZM234 158V159H232ZM252 158V159H251ZM48 159V160H47ZM125 159V161H123ZM158 159V161H157ZM223 159V160H222ZM56 160V161H55ZM94 160V161H93ZM96 160V161H95ZM109 160V161H108ZM116 163H121V164H118V167L116 168L115 171L111 172V169H112V165H114L115 162ZM230 160V161H229ZM44 161V162H43ZM50 161V162H49ZM54 161V162H52ZM155 161V162H154ZM192 161V160H191ZM197 161V162H196ZM199 161V162H198ZM219 161V162H218ZM259 161V162H258ZM110 165H109V163ZM123 162V163H122ZM128 162V163H127ZM200 162H202V164L200 165ZM204 162V163H203ZM215 164H214V163ZM218 162V163H217ZM258 162V163H257ZM54 163V164H53ZM58 164V167H59V164L60 162H57ZM199 163V164H198ZM125 164V165H124ZM128 164V165H127ZM200 165L201 166V169H200V166H196V165ZM204 164V165H203ZM214 164V165H213ZM226 163H224L225 165ZM245 164H248V166H246ZM257 164V166H256ZM259 164H261L262 166H259ZM14 163L11 162V161H6V160H1L0 159V171H6V170H11L13 169L14 167ZM97 165V166H96ZM99 165V166H98ZM139 165V166H138ZM206 165V166H205ZM219 165V166H217ZM48 166V167H47ZM53 166V167H52ZM137 167V168H136ZM207 167V168H205ZM215 167V168H214ZM217 167V168H216ZM51 168V169H50ZM55 168V169H54ZM139 168V169H138ZM145 170V176H143L142 172L143 169ZM148 168V170H147ZM203 168V169H202ZM211 168H214V169H211ZM44 169V171H43ZM45 169L48 171H45ZM53 169V170H52ZM96 169V170H97ZM142 169V170H141ZM207 169V170H206ZM51 170V171H50ZM113 170V169H112ZM202 170V171H201ZM204 170V171H203ZM206 170V171H205ZM210 170V174L209 175H203V172L208 174ZM213 170V171H212ZM153 171V173H152ZM238 171V170H237ZM37 172V173H38ZM214 172V173H213ZM263 172V173H262ZM112 173V174H111ZM152 173V175L150 176V174ZM243 173V172H242ZM262 173V174H261ZM111 174V175H110ZM149 174V176H147ZM155 174V175H154ZM186 174H191L192 178H188V179H185V175ZM239 174V175H238ZM140 175V178H137V176ZM161 177L162 180L164 179H168V178H171L170 176H172V180L176 181V178H177V182L179 187H181V189L179 187H173L171 186V184L169 183H166V184H161L159 186V181L156 180L158 178V176ZM163 175V176H162ZM169 177H168V176ZM261 175V176H260ZM141 176L145 177V178H142ZM155 176L157 178H155ZM201 176V177H200ZM242 176V174H241ZM53 177V178H52ZM56 177V179L54 178ZM136 177V178H135ZM164 177V178H163ZM202 177H205V178H202ZM148 178V179H147ZM153 178V179H152ZM184 178V179H183ZM221 177H219L218 179H220ZM223 179L224 176H222ZM221 178V179H222ZM135 179V180H134ZM138 179V180H136ZM159 180H161L160 178H158ZM228 179V178H227ZM236 179V180H234ZM51 182H50V181ZM144 180V182H143ZM145 180H146V183L147 184H144L145 183ZM148 180V181H147ZM152 180H156V182L158 183H154L155 181L152 182ZM184 180H187L186 182H183ZM189 180V181H188ZM191 180V181H190ZM201 180V182H200ZM44 181V182H43ZM58 181L61 183L60 186H58V189L56 190V182L58 183ZM64 181V182H63ZM135 181V182H134ZM137 181V182H136ZM142 181V182H141ZM154 183V184H151V182ZM179 181H181V183H179ZM206 181V182H204ZM237 181V182H236ZM50 182V183H49ZM140 182V183H139ZM184 184H183V183ZM211 182V184H210ZM236 182V183H235ZM238 182H240L238 184ZM73 183V184H72ZM131 183V184H130ZM150 183V184H149ZM173 183V182H172ZM194 183V185H193ZM213 183V184H212ZM82 184V185H81ZM140 184V185H139ZM197 184V186H196ZM231 184V185H230ZM67 185V186H66ZM87 185V186H86ZM146 185V187H144ZM150 185V186H149ZM152 185V187H151ZM173 188V189H168V190H171L170 192L167 191L166 189V186ZM187 185V186H185ZM209 185V186H208ZM211 185V186H210ZM61 186H64V187H61ZM165 187L164 189L162 187ZM202 186L206 189L204 190L203 189H199V188H202ZM212 186L213 189H212ZM216 186V187H215ZM231 186V187H230ZM63 188V189H60L63 190V191H58L59 188ZM149 187V188H148ZM155 187V188H154ZM186 187V189H184ZM195 187V188H194ZM210 187V188H209ZM220 190H218V188ZM144 188H148L147 190L144 189ZM152 188H154L152 190ZM162 188V189H160ZM179 190H178V189ZM191 188V189H189ZM227 188H230V189H227ZM65 189V190H64ZM72 189V190H71ZM74 189V190H73ZM129 189V190H128ZM142 189H144L142 191ZM159 189V190H158ZM196 189H198L197 191H195ZM209 189V191L207 190ZM215 189V190H214ZM227 189V190H226ZM242 189V190H243ZM70 190V191H69ZM128 190V191H127ZM140 190V191H139ZM183 190V191H182ZM190 190H191V193H190ZM200 190H204V191H200ZM223 192H222V191ZM65 191V192H64ZM73 191V192H72ZM147 191V192H146ZM150 191V193H149ZM162 194H161V192ZM167 192L166 193V196H164V192ZM179 191V192H178ZM180 191L182 193H180ZM194 191V192H193ZM199 191L203 194V198L202 197H199L198 195H200L201 193H199ZM60 192V193H59ZM66 195H64L63 194ZM68 192V193H66ZM123 192V193H121ZM138 192V194H137ZM141 192V196H140V193ZM157 192L159 194H157ZM174 192L175 194H172L170 195V193ZM222 192V193H221ZM227 192V193H226ZM74 193V194H73ZM86 193V196L85 194ZM125 193V194H124ZM144 195H147V196H144ZM147 193V194H146ZM199 193V194H198ZM208 193V194H207ZM226 193V194H225ZM229 193V194H228ZM124 194V195H122ZM168 194L169 196H172V198L170 197L169 200H168ZM188 194V195H187ZM207 194V195H205ZM213 194V195H212ZM217 194V195H216ZM120 195V196H119ZM140 198H139V196ZM143 195V196H142ZM158 195V197H156ZM175 195V196H174ZM212 195V196H211ZM228 195V197H227ZM35 196V198H34ZM154 196L155 199L152 197ZM164 196V198H163ZM174 196V198H173ZM181 196V197H180ZM185 196V197H184ZM201 196V195H200ZM205 196V197H204ZM210 196V197H209ZM218 196V197H217ZM227 198H226V197ZM120 197V198H119ZM161 197V199H160ZM184 197V198H183ZM217 197V199H216ZM225 197V198H224ZM151 198L154 199V200H151V203L149 201H147L148 199ZM194 198V199H193ZM200 198V200H198ZM210 198H213L212 200H210ZM215 198V199H214ZM221 198V199H220ZM249 197H246V200L245 202H247ZM34 199V200H33ZM88 199V200H87ZM160 199V200H159ZM163 199V200H162ZM165 199H167L168 201H165ZM173 199V203H171L170 201H172ZM203 199V200H202ZM224 201H223V200ZM226 199V200H225ZM229 199V200H228ZM244 199V198H243ZM30 201L31 200L33 202H35V209H33V211L31 213H27V209H25V202L27 201ZM161 200L163 202H161ZM175 200V201H174ZM195 200L199 203L197 205ZM214 200H216L215 202H213ZM219 200H222L221 202ZM251 200V199H249ZM248 200V201H249ZM144 201V202H143ZM149 203H147V202ZM160 202V207H157L159 205V202ZM192 201V203H191ZM210 201L212 202L210 204ZM147 203V204H144V203ZM187 202V203H186ZM204 202H206V206L204 204ZM162 203H163V206L165 205V207L163 208L162 206ZM165 203V204H164ZM168 203V204H166ZM171 203V204H170ZM178 203H182L183 204V208L179 211V217H190L191 219V223L193 224L194 222L196 223V226L198 227L199 224L203 222V224L201 226H199V230L198 231H195V228L197 230V227L194 225L193 228L194 229H190V228H186L188 229V231H186L185 228L183 227H180L179 224L177 223L175 225L174 228V231H172V235H169V237H167L166 239L162 238L160 239L159 237L157 238V241H152L155 237V234H154V230L159 226V223H161L162 221L164 220H167V221H173V223L175 224V221L176 220H172L170 219L169 217H171L173 215V209L174 207L178 204ZM190 203V204H189ZM210 204L213 205L211 206L213 209L210 207V209H212L213 212L210 213V209H208V205L207 204ZM218 203V205H217ZM19 204V205H18ZM153 204V205H152ZM189 204V205H188ZM204 204V206L202 205ZM16 205V206H15ZM155 205V206H154ZM169 205V207L167 208V206ZM196 207H195V206ZM223 206V207H222ZM116 207V208H114ZM191 207V208H190ZM199 207V208H197ZM205 208V209H202V208ZM208 207V208H207ZM215 207V208H214ZM222 207V209H221ZM166 208V209H165ZM187 208V209H186ZM218 208V210H217ZM90 209V211H89ZM220 209V210H219ZM251 209V210H250ZM162 210V211H161ZM164 210V212H163ZM166 210V211H165ZM188 210V211H186ZM200 210V211H199ZM205 210V211H204ZM209 210V213H207L209 216H207V214H204L206 213V211L208 212ZM249 210V211H248ZM248 212L246 214V212L243 214L242 218L240 217L241 214H234L233 216V219L232 221H229L228 222V225H229V228L228 229L229 231L231 230V232H234L233 234H231V236L233 237V239H239L243 233V237L245 238L244 239H248L250 238L249 240V247L247 248L246 246H241L240 249L242 248L244 250V253L243 250L240 251V249H236L234 250L232 253L230 254H225L223 251L224 247L227 245L226 243L221 244L218 242V244H221L219 246V251L218 253H220V255L216 252V260L213 262L211 261H207L206 262L204 261V264H223V261H224V264H236L237 261L241 262V258H244L242 256H248L244 259H242V261H249L248 258H250V261L248 262V264H264V229L262 230L261 228H258L257 230L255 229V232L254 230H252L254 233H252V231H248V232H245L244 228L250 224L251 222H253L254 224L256 223L257 225H262V227L264 228V221L262 223V220L260 219H256L257 217L255 216V218L253 217V210L255 211V208H252V207H249L248 208ZM92 211V212H91ZM191 211H194L193 213ZM203 211V212H202ZM119 212V213H118ZM156 212V213H155ZM159 213H162L164 214L161 218H160V221L159 222H156L154 224V222L152 221L153 220V216L155 214H158ZM189 212V213H188ZM192 214H191V213ZM92 213V214H91ZM125 213V214H124ZM186 213V214H185ZM151 214V215H150ZM153 214V216H152ZM190 214V216H188ZM196 214L198 216H196ZM203 214V215H201ZM253 214V215H252ZM32 215V216H31ZM193 215V216H192ZM201 215V216H200ZM252 215V216H251ZM166 216V217H165ZM251 216V217H250ZM32 217V218H31ZM213 217V216H212ZM241 219H240V218ZM249 217V218H248ZM194 218V219H193ZM204 218V220H203ZM239 218V219H238ZM151 219V221H150ZM202 219V220H201ZM256 219V220H255ZM198 220V221H197ZM250 220V221H249ZM197 221V222H196ZM249 221V222H248ZM257 221V222H256ZM102 222V223H101ZM153 222V223H152ZM208 222V223H207ZM231 222V223H230ZM261 222V223H259ZM107 223V224H106ZM110 223V224H109ZM180 223V222H179ZM194 223V224H195ZM207 223V224H206ZM106 226H105V225ZM156 225L155 227H152L151 225ZM198 224V225H197ZM206 224V225H205ZM239 224V225H238ZM151 226V227H147V226ZM205 225V226H204ZM234 225V227L232 226ZM256 225V227H257ZM32 226V228H31ZM108 226V227H107ZM238 226V227H236ZM103 227V228H102ZM146 227V229H145ZM236 227V228H235ZM98 228V229H97ZM107 228V229H106ZM212 227H210L209 229H211ZM242 228V229H241ZM28 229V230H27ZM103 229V230H102ZM148 229V230H147ZM176 229V230H175ZM179 229V230H177ZM185 229L186 233L183 232V230ZM204 229V230H203ZM208 229V230H209ZM234 229V230H233ZM261 229V230H260ZM93 230V232H92ZM101 230V231H100ZM146 230V231H145ZM150 230V231H149ZM190 230H194V233H190ZM203 230V231H202ZM205 230V231H206ZM31 231V232H30ZM100 231V232H99ZM153 231V232H152ZM181 234V237H182V234L185 235L183 237H186L181 239V237L178 235ZM180 231V232H179ZM224 233L223 231L224 230H218V232L221 233ZM146 232V233H145ZM176 232V233H174ZM201 233V234H198L196 235L197 233ZM203 232V233H202ZM258 232V233H257ZM92 233V234H90ZM151 233H152V236H151ZM191 235H190V234ZM206 233V232H205ZM239 236H238V234ZM256 233V234H255ZM261 233V234H259ZM95 234V235H94ZM154 234V235H153ZM175 234H177L179 237L175 236ZM189 234V235H188ZM249 234V236H248ZM91 237H90V236ZM94 235V236H93ZM258 235V236H257ZM154 236V237H153ZM174 236V237H173ZM190 236V237H188ZM194 236H195V239H194ZM88 237H89V240H88ZM153 237V239L151 238ZM236 237V238H235ZM259 237H260V241H259ZM170 238V239H169ZM178 239V241L176 242V240ZM185 239V240H183ZM188 239V240H187ZM193 239V240H191ZM256 239V240H255ZM258 239V241H257ZM87 240V241H86ZM168 240V241H166ZM175 240V241H174ZM179 240H181V244L178 243ZM255 240V242H254ZM161 241V242H160ZM167 243H165V242ZM191 241L193 243H191ZM257 241V242H256ZM88 242V243H87ZM160 242V243H159ZM178 243L177 245H175L176 243ZM185 242V243H184ZM251 242V243H250ZM158 243V244H157ZM165 243V244H164ZM191 243V244H190ZM209 243V242H208ZM211 243V241H210ZM209 243V244H210ZM254 245H253V244ZM260 243V244H259ZM87 244V245H86ZM164 245L165 246V249H164ZM185 244V245H184ZM190 244V245H189ZM194 244V245H193ZM198 244V243H197ZM180 245V246H179ZM189 245V246H188ZM223 245V247H222ZM156 246V247H155ZM163 247V250L162 251V247ZM177 248H176V247ZM170 247V248H169ZM190 248L189 249V252L184 254L183 252H185V250H187L186 248ZM194 247V249L192 248ZM222 247V248H220ZM245 247V248H243ZM159 249L161 250L162 252H159L160 254L157 253V251H155L156 249ZM161 248V249H160ZM169 248V249H168ZM176 248V249H174ZM21 249V250H20ZM185 249V250H184ZM170 250V251H169ZM172 250L173 251V256H172ZM239 255V257H237L238 259L236 260V252ZM261 250V254L259 253V251ZM19 251V252H18ZM168 251V252H167ZM192 251V252H191ZM236 251V252H235ZM155 252L157 254H155ZM191 252V253H190ZM248 252V253H246ZM256 252L258 255H256ZM20 255L22 256V262L21 260H17V255ZM168 253V254H167ZM235 256H234V254ZM242 253V255L240 254ZM246 253V255H244ZM251 255H248L250 254ZM252 253H255V254H252ZM188 256H187V255ZM189 254H191L189 256ZM217 254L219 256H221L222 254V257H219L217 256ZM233 254V258H232V255ZM159 255V256H158ZM179 255V256H178ZM187 257H186V256ZM79 256V257H78ZM172 256V257H171ZM179 258H178V257ZM192 256V257H191ZM225 256H229L227 258H229L228 260L226 259ZM253 256V257H252ZM258 256V257H257ZM15 257V258H14ZM83 257V258H82ZM144 257V258H143ZM171 257V258H170ZM196 258L197 260H194V258ZM214 257V258H215ZM222 258L221 260L219 258ZM257 257V258H256ZM263 258L261 260V258ZM29 258V259H28ZM142 258V259H141ZM156 258V259H155ZM170 258V261L169 259ZM177 258V260L175 259ZM188 258V259H186ZM191 258V259H190ZM193 258V259H192ZM218 258V259H217ZM253 258V259H252ZM26 261H25V260ZM139 259V261H138ZM155 259V260H154ZM168 261H167V260ZM172 259H174L175 261H173ZM187 261H186V260ZM232 259V260H231ZM18 261V262H15V261ZM220 260V261H219ZM233 260H236L235 262ZM261 260V262H260ZM14 261V262H13ZM129 261V262H128ZM144 261V262H143ZM178 261V262H177ZM186 261V263H185ZM194 261V262H193ZM217 261V263H216ZM232 261V262H231ZM254 261V262H253ZM148 262V263H147ZM188 262V263H187ZM200 262V263H201ZM251 262V263H250ZM253 262V263H252ZM199 263V264H200ZM243 263V262H242ZM242 263H238V264H242ZM203 264V263H202ZM244 264H247L244 263Z\"/></svg>",
    "mask_w": 264,
    "mask_h": 264
},
{
    "label": "bare ground",
    "instance_id": "6f19581e",
    "mask_svg": "<svg viewBox=\"0 0 264 264\" xmlns=\"http://www.w3.org/2000/svg\"><path fill=\"white\" fill-rule=\"evenodd\" d=\"M15 1V0H14ZM48 1V3L46 2V4H45V2H44V4H43V6H44V8L45 7H47L48 5H49V3L51 2V4H52V1L50 0H47ZM55 1V4L56 5H58V4H60V3H62L64 0H62L60 3L59 2H57L56 0H54ZM68 0H66L65 2H64V4H67V5H69L70 3H69V1L67 2ZM71 1H74V0H71ZM70 1V2H71ZM89 1H91V0H89ZM92 1H96V0H92ZM91 1V2H92ZM100 1V0H99ZM102 1V0H101ZM123 1V0H122ZM233 1V0H232ZM231 1V2H232ZM246 1V0H245ZM261 1H263V0H261ZM12 0H0V17H3L2 19H1V21H4V22H1V23H3V26H0V40L1 39H7L8 37H10V35H11V33H21V32H23V31H25V30H27L28 31V33L26 34L27 36H29V38H32V39H37V35H36V29H33V28H30V27H25V28H23L22 30H19V29H17L16 27H14V21H11V20H7L8 19V17H6L7 15L9 16V12H10V9L12 8ZM18 2V1H17ZM20 2V1H19ZM22 2V1H21ZM33 2H35V1H33ZM39 2V1H38ZM67 2V3H66ZM77 2H80L81 3V1H76V3ZM83 2V1H82ZM208 2V1H207ZM227 2V1H226ZM241 2V1H240ZM23 3V2H22ZM32 3V2H31ZM54 3V2H53ZM72 3V2H71ZM74 3H75V1H74ZM84 3V2H83ZM83 3L82 4H80V8H81V5H83ZM93 3V2H92ZM97 3V2H96ZM102 4H105V3H107V2H105L104 3V1H102L101 2ZM100 3V4H101ZM115 3V2H114ZM217 3H219V2H217ZM239 3V2H238ZM257 3V2H256ZM16 4V3H15ZM41 4V3H40ZM38 5V6H40L41 8H43L41 5ZM48 4V5H47ZM50 4V5H51ZM98 4V3H97ZM97 4H95V6L97 5ZM102 4H101V6H102ZM110 4V3H109ZM18 5H20L19 3H18ZM28 5V4H27ZM32 5V4H31ZM47 5V6H46ZM56 5H55V7L52 5L51 7H53V9L54 8H56ZM70 5H72V4H70ZM87 5H89V3L87 4ZM91 5H93V4H91ZM243 4H241V6H242ZM257 5V4H256ZM36 6V5H35ZM38 6H36V7H38ZM59 6H62L61 4L60 5H58L57 6V11H58V9L60 8ZM74 6V5H73ZM72 6V7H73ZM76 6H77V4H76ZM79 6V5H78ZM22 7H23V5H22ZM27 7H29V6H27ZM39 7V8H40ZM49 7V6H48ZM59 7V8H58ZM65 7H66V5H65ZM69 7V6H68ZM68 7H66V9L68 8ZM87 7V6H86ZM85 7V8H86ZM88 7H90V6H88ZM87 7V8H88ZM107 7V6H106ZM110 7V6H109ZM216 7V6H215ZM214 7V8H215ZM218 7V6H217ZM26 8V7H25ZM33 8V7H32ZM50 8V7H49ZM49 8H48V10H49ZM79 8V7H78ZM83 8V7H82ZM93 8H94V10H96V12H97V9H96V7H92L91 9H92V12L94 11L93 10ZM157 8V7H156ZM155 7H154V9H156ZM163 8V7H162ZM166 8V7H165ZM223 8V7H222ZM31 8L29 7V11H31L30 10ZM35 9H38V8H35ZM62 9L64 10V7H62ZM69 9V8H68ZM71 9V8H70ZM89 9V11H87V13H88V15L90 14V8H88ZM88 9H86V10H88ZM107 9V8H106ZM111 9V8H110ZM167 9V8H166ZM205 9V8H204ZM40 10V9H39ZM39 10H37L36 12H39ZM43 10H46L47 11V9H43ZM72 10V9H71ZM74 10V9H73ZM82 10V9H81ZM80 10V11H81ZM85 10V9H84ZM84 10H82V12L84 11ZM129 10V9H128ZM27 11V10H26ZM29 11H27V12H29ZM41 11V10H40ZM53 11V10H52ZM54 11H55V9H54ZM60 11V10H59ZM62 11V10H61ZM67 10H65V12H66ZM79 11V10H78ZM99 11V10H98ZM112 11V10H111ZM203 11V10H202ZM250 11H251V9H250ZM25 12V11H24ZM27 12H26V14H27ZM33 12V11H32ZM31 12V14H33ZM41 12H43V11H41ZM41 12H39V14L41 13ZM45 12V11H44ZM43 12V13H44ZM49 12V11H48ZM63 12V11H62ZM64 12V13H65ZM69 12V11H68ZM82 12H79V13H82ZM86 12V11H85ZM91 12V13H92ZM95 12V11H94ZM93 12V14H95ZM113 12H115V10L113 11ZM123 12V11H122ZM162 12H163V10H162ZM16 13V12H15ZM17 13H19L18 12V10H17ZM21 13V12H20ZM19 13V14H20ZM50 13H51V10H50ZM61 13V12H60ZM63 13V14H64ZM70 13V12H69ZM78 13V12H77ZM76 13V14H77ZM84 13V12H83ZM82 13V14H83ZM87 13H84L85 15H87ZM98 13H100V11L98 12ZM105 13V12H104ZM109 13H111V12H109ZM108 13V14H109ZM159 13V12H158ZM167 13V12H166ZM214 13V12H213ZM235 13H236V11H235ZM25 14V15H26ZM37 14V13H36ZM48 14V13H47ZM68 14V13H67ZM92 14V17H90L91 15H87L88 17H90V18H93V16H95V17H97V20L96 21H98L99 19V21H98V23H99V25L101 24V23H103V20H105L106 19V17H104L103 16V18H105V19H102L101 20V18H102V16H101V18H100V16H99V19H98V16H96V14L95 15H93ZM102 14V13H101ZM101 14H99V15H101ZM111 14H115V13H111ZM127 14V16H128V13H125V15ZM212 14V13H211ZM220 14V13H219ZM243 14V13H242ZM16 16H17V14H15ZM23 15H24V13H23ZM24 15V16H25ZM30 15V14H29ZM43 15V14H42ZM46 15V14H45ZM55 15V14H54ZM53 15V16H54ZM61 15H62V13H61ZM61 15H57V16H59V17H61ZM74 15V14H73ZM79 15V14H78ZM85 15H83L82 16V19H83V17L85 18L86 17V21H87V16H85ZM98 15V14H97ZM118 15H120V14H118ZM122 15V14H121ZM130 15V14H129ZM161 15V14H160ZM164 15V14H163ZM222 15V14H221ZM225 15V14H224ZM233 15V14H232ZM11 16V15H10ZM27 16V15H26ZM63 16V15H62ZM106 16H108V17H111V16H109V15H106ZM124 16V15H123ZM154 16V15H153ZM190 16V15H189ZM213 16V15H212ZM7 19H6V18ZM12 17V16H11ZM11 17H9V19L11 18ZM19 17H21L20 15H19ZM19 17H16V18H19ZM33 17V16H32ZM37 17V16H36ZM56 17V16H55ZM70 18V16L68 17V15H66V16H63V17H61V20H63L64 18ZM78 17H80V16H78ZM95 17H94V19H95ZM107 17V18H108ZM113 17V16H112ZM116 17V16H115ZM162 17V16H161ZM163 17H165V16H163ZM167 17V16H166ZM214 17V16H213ZM245 17V16H244ZM12 18H15V17H12ZM28 18V17H27ZM75 18V17H74ZM89 18V19H90ZM118 18V17H117ZM120 18V17H119ZM118 18V19H119ZM123 18V17H122ZM125 18V17H124ZM127 19H128V17H126ZM129 18H131V17H129ZM153 18V17H152ZM202 18H204V17H202ZM59 19V18H58ZM57 19V20H58ZM81 19V18H80ZM115 19V18H114ZM146 19V18H145ZM210 19H213V18H210ZM60 20V19H59ZM78 20V19H77ZM109 20H111V22H112V24H114L115 25V23H116V21L115 20H117V19H115V20H113V18L111 19V18H109ZM108 20V21H109ZM115 22H113V21ZM123 20V19H122ZM137 20V19H136ZM163 20H164V18H163ZM166 20V19H165ZM167 20H168V18H167ZM79 21V20H78ZM89 21V20H88ZM102 21V22H101ZM106 21V20H105ZM107 21V23H111V22H108ZM152 21V20H151ZM244 22H245V20H243ZM93 22H95V21H93ZM101 22V23H100ZM119 23H120V21H118ZM128 22H131L130 20H123V22L120 24V25H117L118 27H116V28H112L111 30H109L110 28H108V24L106 23V22H104L105 24H106V26H107V29H105L104 30V28H103V30L101 29V31H100V29H98V30H96V31H89V30H87V31H85V29L84 30H78V31H76V34H75V36H72L70 39H67L66 41H60L59 43H56V42H54V41H43V39H42V42H39L38 44L36 43L35 44V47L33 48L34 50V52H35V54L38 56V57H40L41 59H46V60H48L49 62H51V63H53V64H56L57 66H60V67H65L66 69H68V68H70V69H72L73 68V66H75L76 64H78L80 61H84L85 59H87L88 57H90L91 55L93 56V53L95 52V43H94V40L98 37V36H101V35H105L106 33H110V34H115V33H118V34H122V35H127V36H125V37H129V38H132L133 36L132 35H134L135 36V34H134V32H130L131 34H129L128 32H127V30L125 29V26H127L128 25ZM136 22V21H135ZM134 22V23H135ZM139 22V21H138ZM137 22V23H138ZM143 22V21H142ZM202 21H198V22H196L195 21V23L194 24H192V25H190L189 24V26H187L186 28H184V30H183V33H185V32H190L189 30L191 29L192 30V28L193 27H195V26H197L198 24H200ZM84 23H86V22H84ZM98 23H97V25H98ZM104 23L103 24H101V27H103L104 26ZM119 23H117V24H119ZM140 23V22H139ZM159 23V22H158ZM177 23V22H176ZM89 24V23H88ZM91 24V23H90ZM131 24H133V23H131ZM141 24V23H140ZM143 24V23H142ZM96 25V26H97ZM138 25V24H137ZM150 25V24H149ZM158 25V24H157ZM161 25H163V24H161ZM177 25V24H176ZM175 25V26H176ZM56 26V25H55ZM116 26V25H115ZM129 26H130V24H129ZM129 26L127 27V28H129ZM140 26V25H139ZM230 26V25H229ZM58 27H60V26H58ZM153 27V26H152ZM160 27H163V26H160ZM177 27H179V26H177ZM250 27V26H249ZM61 28V27H60ZM132 28V27H131ZM131 28H130V30H131ZM133 28H135V27H133ZM158 28V27H157ZM170 28V27H169ZM203 28V27H202ZM150 29V28H149ZM156 29V28H155ZM165 29V28H164ZM172 29V28H171ZM201 29V28H200ZM59 30V29H58ZM68 30V29H67ZM92 30V29H91ZM95 30V29H94ZM152 30V29H151ZM159 30H161V28L159 29ZM159 30H157V31H159ZM240 30H241V28H240ZM65 31V30H64ZM143 31V30H142ZM174 31H176V30H174ZM48 32V31H47ZM46 32V33H47ZM138 32H139V30H138ZM148 32H150V33H152L151 31H148ZM154 32V31H153ZM156 32V31H155ZM172 32V31H171ZM192 32V31H191ZM231 32V31H230ZM243 32H245L244 30H243ZM261 32V31H260ZM140 33V32H139ZM175 33V32H174ZM194 33H195V29H194ZM209 33V32H208ZM223 33V32H222ZM62 34V33H61ZM138 34V33H137ZM136 34V35H137ZM141 34V33H140ZM140 34H139V36H140ZM155 34V33H154ZM187 34V33H186ZM40 35V34H39ZM148 35H150V34H148ZM156 35H157V33H156ZM159 35V34H158ZM157 35V36H158ZM44 36V35H43ZM42 36V37H43ZM59 36H61V35H59ZM118 36V35H117ZM120 36V35H119ZM142 36V35H141ZM144 36H145V34H144ZM156 36V37H157ZM191 36V35H190ZM258 36H259V34H258ZM21 37V36H20ZM50 37V36H49ZM124 36H122V38H123ZM138 37V36H137ZM143 37V36H142ZM150 38H152V35L151 36H149ZM219 37H220V35H219ZM29 38H27V39H29ZM48 38V37H47ZM121 38V37H120ZM119 38V39H120ZM146 38L148 39V36H147V33H146ZM154 38V37H153ZM164 38H167V37H164ZM169 38H171V35H170V37L168 36V39ZM173 38V37H172ZM178 38H180V37H178ZM177 38V39H178ZM209 38V37H208ZM39 39H40V37H39ZM143 39V38H142ZM11 40V39H10ZM9 40V41H10ZM13 40H15V39H13ZM23 40V39H22ZM21 40V41H22ZM41 40V39H40ZM56 40V39H55ZM59 40V39H58ZM107 40V39H106ZM138 40H140V39H138ZM167 40V39H166ZM179 40V42H180V40L181 39H178ZM178 40L176 41L177 43H178ZM226 40V39H225ZM232 40V39H231ZM243 40H245V39H243ZM6 41V40H5ZM5 41H2L3 43L5 42ZM24 41V40H23ZM27 41H29V40H27ZM27 41H25V43L27 42ZM37 41V40H36ZM118 41V40H117ZM122 41V40H121ZM143 41V40H142ZM144 41H146L145 39H144ZM164 41V40H163ZM182 41H186V39L185 40H182ZM259 41V40H258ZM264 41V40H263ZM35 42V41H34ZM106 42V41H105ZM104 42V43H105ZM120 42V41H119ZM125 42H128V41H126V40H124V43ZM228 42V41H227ZM226 42V43H227ZM233 42V41H232ZM260 42H262V41H260ZM1 43V42H0ZM2 43V44H3ZM16 43H19V41L18 42H15V44H13V46H15L16 45ZM21 43H24V42H21ZM116 43V42H115ZM122 43H123V41H122ZM121 43V44H122ZM133 43H134V41H133ZM145 43V42H144ZM182 43V42H181ZM181 43H179V44H181ZM214 43V42H213ZM229 43H230V41H229ZM156 44H157V42H156ZM184 44V43H183ZM231 44V43H230ZM237 44V43H236ZM31 45V44H30ZM37 45V46H36ZM110 45V44H109ZM114 45V44H113ZM116 45V44H115ZM119 45V44H118ZM209 45V44H208ZM214 45V44H213ZM220 45V44H219ZM256 45H258V44H256ZM0 46H1V44H0ZM117 46V45H116ZM120 46V45H119ZM148 46V45H147ZM174 47L175 46H178V45H173ZM207 46V45H206ZM210 47H211V45H209ZM208 46V48L210 49V47ZM217 46V45H216ZM228 46V45H227ZM253 46V45H252ZM263 46V45H262ZM10 47L11 48H14V47H12V46H9V49H10ZM31 47V46H30ZM163 47V46H162ZM162 47H161V49H162ZM174 47H172L173 49H174ZM205 47V46H204ZM8 48V47H7ZM20 48V47H19ZM100 48V47H99ZM109 48V47H108ZM115 48H117V47H115ZM152 48V47H151ZM172 48H170V49H172ZM180 48H183L182 46L180 47L179 46V48L178 49H180ZM201 48V47H200ZM232 48V47H231ZM236 48V47H235ZM242 48V47H241ZM249 48V47H248ZM22 49V46H21V48H20V50ZM126 49V48H125ZM155 49V48H154ZM176 49H177V47H176ZM187 49V48H186ZM221 49V48H220ZM219 49V50H220ZM240 49V48H239ZM239 49H236V50H239ZM255 49V48H254ZM4 50H6L5 48H1L0 49V51H1V54H3V52H4ZM13 49H11L10 51H12ZM32 50V49H31ZM111 50V49H110ZM108 51V53L109 52H111V51ZM208 50V49H207ZM219 50H218V53H219ZM255 50H257V49H255ZM7 51V50H6ZM15 51V50H14ZM25 51V50H24ZM102 51V50H101ZM105 51V50H104ZM116 51H117V49H116ZM153 51V50H152ZM152 51H150V52H152ZM158 51V50H157ZM222 51V50H221ZM252 51H254V50H252ZM258 51V50H257ZM260 51V50H259ZM258 51V52H259ZM8 52V51H7ZM13 52V51H12ZM114 52H115V50H114ZM235 53H236V51H234ZM238 52V51H237ZM247 52V51H246ZM264 52V51H263ZM15 53V52H14ZM25 53V52H24ZM28 53V52H27ZM97 53V52H96ZM108 53H106L105 55H107ZM143 53V52H142ZM231 53H233V52H231ZM235 53H233V54H230L228 57H226V59L227 58H229V59H232V58H234V59H232V60H234V62H235V60L237 61L238 59H239V54H235ZM242 53V52H241ZM252 53V52H251ZM254 53V52H253ZM257 53V52H256ZM1 54H0V56H1ZM9 54V53H8ZM129 54H133V52L132 51H130L129 52ZM145 54V53H144ZM147 54V53H146ZM154 54H156L155 52L153 53V57H154ZM212 54V53H211ZM222 54H223V52H222ZM229 54V53H228ZM260 54H261V52H260ZM11 55V54H10ZM13 55V54H12ZM25 55V54H24ZM32 55V54H31ZM101 55H103V53H101ZM109 55V54H108ZM159 55V54H158ZM202 55V54H201ZM204 55V54H203ZM214 55V54H213ZM217 55V54H216ZM220 55V54H219ZM244 55V54H243ZM256 55H258V56H255V53H254V56L255 57H261V55H259L258 53L256 54ZM2 56H6V55H2ZM36 56V57H37ZM98 56V55H97ZM132 56V55H131ZM134 56V58H135V55H133ZM133 56H132V59H133ZM137 56V55H136ZM142 56H144V55H142ZM151 56V55H150ZM170 56H172V55H170ZM176 56V55H175ZM247 56V55H246ZM246 56H244L245 58H246ZM249 56H250V54H249ZM16 57V56H15ZM19 57V56H18ZM104 57V56H103ZM121 57V56H120ZM130 57V56H129ZM129 57H127L128 59H130ZM146 57H148V56H146ZM206 57H207V55H206ZM238 57V58H237ZM240 57H241V55H240ZM243 57V56H242ZM241 57V58H242ZM243 57V58H244ZM251 58H255V57H252V54H251V56H250ZM6 58H7V56H6ZM113 58V57H112ZM127 58H126V60H127ZM170 58V57H169ZM168 58V60H170ZM172 58V57H171ZM242 58V60H244L245 61V59H243ZM14 59V58H13ZM39 59V58H38ZM90 59V58H89ZM106 59H107V56H106ZM114 59V58H113ZM148 59V58H147ZM152 59V58H151ZM154 59V58H153ZM163 59H164V57H163ZM259 59V58H258ZM15 60H17V59H15ZM23 60V59H22ZM25 60H27L28 61V59H25ZM45 60V61H46ZM94 60V59H93ZM97 60L99 61L100 59H98L97 58ZM123 60V59H122ZM146 60V59H145ZM159 60V59H158ZM172 60H173V58H172ZM171 60V61H172ZM223 60H225V58L223 59ZM223 60H221V61H223ZM249 60H251L250 58H249ZM257 60V59H256ZM263 60V59H262ZM44 61V60H43ZM157 61V60H156ZM163 61V60H162ZM174 61V60H173ZM186 61V60H185ZM190 61V60H189ZM219 61V60H218ZM227 61L229 62V60L227 59ZM226 61V62H227ZM254 61V60H253ZM259 61V60H258ZM261 61V60H260ZM11 63H12V61H10ZM20 62V61H19ZM24 62H26V61H24ZM88 62V61H87ZM100 62V61H99ZM99 62H97V63H99ZM103 62V61H102ZM113 62V61H112ZM111 62V63H112ZM122 62V61H121ZM131 62V61H130ZM164 62H166L165 60H164ZM168 62V61H167ZM184 62V61H183ZM225 62V61H224ZM223 62V63H224ZM243 62V61H242ZM255 62H257V61H255ZM5 63L6 62H4V65H5ZM9 63V62H8ZM10 63V64H11ZM27 63V62H26ZM25 63V64H26ZM39 62H30V63H27L26 64V66L24 65V67H23V65H20V64H17V65H19V68H17L16 67V69H15V66H14V69H11L12 67L10 66V64L8 65L7 63V65H8V69L6 70L5 68L7 67V66H3V63H2V68L0 69V122H2L3 124H0V159L1 160H6V161H11V162H13L15 165H14V167H13V169H11V170H4V171H0V203L1 204H6V206L7 205H13L17 200H18V202L20 201V199H29V198H31L30 196H31V193H33L34 191H36V190H38L39 188H37L41 183H42V177L39 175V173L40 172H38V171H40L41 170V173L40 174H44L45 172H43L42 173V166L43 165H45V164H43L42 165V159H44V158H42L41 157V160H38V159H40V156H42L43 154H44V151L46 152V151H49V150H47V148H46V144H44V140H43V137L40 135L41 133V128L39 127V129H38V127H34L35 126V122H34V125H31L32 124V122L33 121H26L25 120V118L26 117H28L27 118V120L30 118L31 119V117L32 118H34V119H31V120H35V118H38V116H40L39 118H41V116L43 117V115L46 117V115L47 116H49L50 114H52L53 112L52 111H54V110H56L55 108H57L56 106L57 105H59L60 107H62L61 105H65V100H66V97H65V93L66 92H64V91H62L63 90V88H62V90H58V89H60L61 87H59V88H57V86H59L60 84H62V83H64L65 81H67V75L66 74H64L63 72H60V71H58V69H56L55 71H57V72H55L52 68L51 69H49V68H47V66H45L44 64H42V65H40V63L38 64ZM89 63V62H88ZM91 63V62H90ZM104 63H106V62H104ZM125 63H127V62H125ZM136 63V62H135ZM170 63V62H169ZM188 63V62H187ZM204 63H206V62H204ZM208 63V62H207ZM223 63H221L220 62V64H222L223 65ZM247 63V61L245 62V64ZM260 63V62H259ZM264 63V62H263ZM22 64V63H21ZM102 64L103 63H101L100 65L102 66ZM129 64V63H128ZM133 64V63H132ZM160 64H162V62L160 63ZM172 64V62L169 64V66H170V68H172L171 65ZM191 64V63H190ZM194 64V63H193ZM196 64V63H195ZM224 64H231V63H224ZM244 64V62L242 63V65L243 66H246ZM261 64V63H260ZM45 67H44V66ZM97 65V64H96ZM99 65V66H100ZM104 65V64H103ZM106 65V64H105ZM110 65V64H109ZM165 65V64H164ZM167 65V64H166ZM176 65V64H175ZM184 65V64H183ZM182 65V66H183ZM192 65V64H191ZM216 65V64H215ZM214 65V66H215ZM221 65V66H222ZM252 65H253V63H252ZM9 66L11 67L10 69H9ZM22 66V68H20ZM91 66V65H90ZM124 66V65H123ZM157 66V65H156ZM185 66V65H184ZM207 66H209V65H207ZM220 66V65H219ZM218 66V67H219ZM220 66V67H221ZM232 66V65H231ZM230 65L228 66V67H230V68H234V66H237V65H233L232 67H231ZM242 66V67H243ZM263 66V65H262ZM1 67V66H0ZM3 67H4V69H3ZM94 67H95V65H94ZM189 67H191V68H195L196 69V66H189ZM212 67V66H211ZM224 67L225 66H223V70H225L224 69ZM248 66H246V68H247ZM251 67V66H250ZM253 67V66H252ZM55 68V67H54ZM90 68V67H89ZM100 68V67H99ZM137 68V67H136ZM140 68V67H139ZM169 68V67H168ZM167 68V69H168ZM186 68V67H185ZM207 68V67H206ZM217 68V67H216ZM232 68V69H233ZM245 68V67H244ZM264 68V67H263ZM74 69V68H73ZM88 68H86V70H87ZM93 69V68H92ZM102 69H103V66H102ZM101 69V70H102ZM133 69V68H132ZM199 69V68H198ZM201 69V68H200ZM212 69V68H211ZM231 69V70H232ZM84 70H85V67H84ZM83 70V71H84ZM96 70V69H95ZM208 70V69H207ZM215 70H218V69H215L214 68V70L213 71H215ZM230 70V69H229ZM234 70V69H233ZM232 70V71H233ZM237 70V69H236ZM245 70H248V69H245ZM250 70V69H249ZM248 70V71H249ZM252 70H254L255 71V69L253 68ZM252 70H250L248 73H250ZM262 70V69H261ZM260 70V71H261ZM72 71V70H71ZM88 71H89V69H88ZM87 71V72H88ZM99 71V70H98ZM105 71V70H104ZM127 71V70H126ZM130 71V70H129ZM141 71V70H140ZM143 71H144V69H143ZM175 71H177V70H175ZM179 72H180V70H178ZM192 71H194V70H192ZM200 71V70H199ZM199 71H197V73L198 74H194V75H191V76H189V74H187V72H186V74H184V75H180V77H179V74L177 75V76H175L174 75V77H176V78H174L173 80H171V81H169V82H167V83H165L164 85L162 84L160 87L162 88V90L164 89V87L167 89L166 90V92H168L169 90H174L173 91V93H171V96L172 95H175V94H177V92L179 91L177 88L180 86H184V84H183V82L186 80V78L187 77H194V79H198V78H202L201 76H202V74L201 75H199L200 74V72ZM209 71V70H208ZM213 71H211V73L213 72ZM227 71V73H229L228 72V70H226ZM235 71V70H234ZM95 72V71H94ZM138 72H139V70H138ZM165 72V71H164ZM206 72V71H205ZM236 73H237V71H235ZM256 72V71H255ZM98 73V72H97ZM141 73H142V71H141ZM144 73V72H143ZM147 73V72H146ZM160 73H161V71H160ZM159 73V74H160ZM168 73V72H167ZM178 73V72H177ZM210 73V74H211ZM217 74H218V72H216ZM215 73V75H213L214 74V72H213V74H209L210 76H215L214 78L217 80L220 76H219V74H218V76H217V74ZM233 73V72H232ZM253 73V72H252ZM261 73V72H260ZM86 74V73H85ZM85 74H83V75H85ZM165 74H166V72H165ZM173 74V73H172ZM176 74V73H175ZM181 74H182V72H181ZM233 74H235V73H233ZM246 74V73H245ZM97 75V74H96ZM95 75V76H96ZM128 75V74H127ZM153 75V74H152ZM232 75V74H231ZM247 75V74H246ZM253 75H258V74H253ZM252 75V76H253ZM99 76V75H98ZM102 76V75H101ZM134 76V75H133ZM137 76V75H136ZM154 76V75H153ZM159 76H161V75H159ZM165 76V75H164ZM170 76H172V75H170ZM169 75H168V77H170ZM181 76H183V78L181 77ZM222 76V75H221ZM232 76H234V75H232ZM236 76V75H235ZM77 77H78V75H77ZM93 77V76H92ZM100 77V76H99ZM117 77V76H116ZM139 77V76H138ZM156 77V76H155ZM166 77V76H165ZM173 77V76H172ZM171 77V78H172ZM198 77V78H197ZM209 77V76H208ZM207 77V78H208ZM218 77V78H217ZM222 77H224V76H222ZM249 77H251L250 76V74H249ZM95 78V77H94ZM131 78V77H130ZM133 78V77H132ZM182 78V79H181ZM212 78V77H211ZM221 78V77H220ZM254 78V77H253ZM72 79V78H71ZM71 79H69V81L71 80ZM76 79V78H75ZM100 79H104L103 81H105V80H107V79H105L104 77L103 78H100ZM128 79H129V76H128ZM142 79V78H141ZM143 79H144V77H143ZM142 79V80H143ZM146 79V78H145ZM209 79V78H208ZM234 79V78H233ZM96 80V79H95ZM98 80H99V78H98ZM121 80V79H120ZM125 80V79H124ZM130 80V79H129ZM167 80V79H166ZM216 80H214V79H212V81H214V83H215V81ZM220 80V79H219ZM221 80H222V78H221ZM220 80V81H221ZM254 80V79H253ZM69 81H67V82H69ZM72 81H75L74 79H72ZM102 80H101V82H103ZM109 81V80H108ZM125 81H127V79L125 80ZM124 81V82H125ZM131 81V80H130ZM140 81V80H139ZM208 81V80H207ZM206 81V82H207ZM220 81H219V83H220ZM251 81V80H250ZM99 82V81H98ZM101 82H100V84H101ZM111 82V81H110ZM210 82V81H209ZM70 84H72L71 82H69ZM80 83V82H79ZM95 83V82H94ZM104 83V82H103ZM107 83V82H106ZM116 83V82H115ZM141 83V82H140ZM161 83V82H160ZM197 83H201L200 81L198 82L197 81ZM213 82H211V83H208L210 86H212V87H216V85H217V83L216 84H214L215 86H213V84H212ZM96 84V83H95ZM99 84V83H98ZM100 84L98 85L99 87H101L100 86ZM108 84V83H107ZM132 84V83H131ZM212 84V85H211ZM239 84V83H238ZM241 84V83H240ZM67 85V84H66ZM73 85V84H72ZM77 85V84H76ZM109 85L111 86V84L109 83ZM116 85H118V84H116ZM129 85H130V83H129ZM128 85V86H129ZM144 85V84H143ZM208 85V86H209ZM65 86V85H64ZM68 86V85H67ZM67 86L66 87H64V88H67ZM83 86V85H82ZM93 86H94V84H93ZM98 86H94L95 88L97 87L98 88ZM103 86V85H102ZM119 86H120V84H119ZM118 86V87H119ZM146 86V85H145ZM156 86V85H155ZM158 86V85H157ZM178 86V87H177ZM196 86V85H195ZM200 86V85H199ZM218 86V85H217ZM247 86V85H246ZM68 87H71V85L70 86H68ZM75 87V86H74ZM89 87V86H88ZM90 87H91V84H90ZM94 87H92V89H91V91H90V93L92 92L93 94H94V92L92 91L93 90V88ZM104 87V86H103ZM132 87H133V85H132ZM142 87V86H141ZM177 87V88H176ZM179 87V88H180ZM205 88H207L208 89V87L205 85L204 86ZM211 87V88H212ZM94 88V89H95ZM113 87L111 86L110 87V89H112ZM116 88H117V86H116ZM115 87H114V89H116ZM121 88H123V87H121ZM120 88V91L121 90H123V89H121ZM129 88V87H128ZM205 88H203V89H205ZM78 89V88H77ZM101 89V88H100ZM107 89H108V87H107ZM110 89H108V90H110ZM158 89H160V88H158ZM198 89L200 90V88L198 87ZM214 89V88H213ZM66 90V89H65ZM72 90V89H71ZM87 90V89H86ZM98 90V89H97ZM101 90H104L105 92L103 93V91H101L102 93V96L105 94V93H107L106 92V90L105 89H101ZM116 90H118V92H119V88H117ZM125 90V89H124ZM134 89H132L131 91H129L128 92V94L129 93H131L132 91H133ZM150 90V89H149ZM161 90V89H160ZM161 90V91H162ZM177 90V91H176ZM206 90V89H205ZM217 91V87L214 89V91ZM66 91H68V90H66ZM70 91V90H69ZM78 91H80V90H77V93H78ZM94 91H96V89L94 90ZM110 91H112V94H113V90H110ZM138 91V90H137ZM147 91V90H146ZM153 91V90H152ZM151 91V92H152ZM155 91V90H154ZM182 91V89L180 90V92ZM184 91V90H183ZM186 91V93L185 94H183L184 95V97H186L187 98V90H185ZM193 91H194V88H193ZM212 91V90H211ZM83 92H85V91H83ZM87 92H89V91H86V94H87ZM100 92V91H99ZM123 92V91H122ZM121 92V93H122ZM125 92V91H124ZM143 92V91H142ZM149 92V91H148ZM165 92V93H166ZM171 92V91H170ZM207 92V91H206ZM210 92V91H209ZM209 92L207 93V94H209ZM72 92H70V94H71ZM91 93V94H92ZM117 93V92H116ZM120 93V92H119ZM126 93V92H125ZM124 93V94H125ZM141 93V92H140ZM139 93V94H140ZM144 93V92H143ZM150 93V92H149ZM149 93L147 94V92H146V94H147V96L149 97ZM155 93H157V91L155 92ZM189 93V92H188ZM197 93V92H196ZM211 93L214 95L215 94V92L213 93V91L212 92H210V95H211ZM217 93V92H216ZM69 94V93H68ZM92 94V95H93ZM96 94V93H95ZM99 94V93H98ZM97 94V95H98ZM128 94H126V97H128L129 95ZM160 94H161V92H160ZM163 94V93H162ZM168 94H170V93H168ZM77 95V94H76ZM89 95V94H88ZM91 95V96H92ZM100 95V94H99ZM123 95V93L121 94V95H118L119 97L120 96H122ZM128 95V96H127ZM133 95H134V92H133ZM137 95V94H136ZM136 95H135V97H134V99H132L130 102H129V99H131L130 97H128L129 99H126V101L124 100H122V99H124V97H120V100L118 99L119 97H117L116 96V94L114 93V97L116 96V98H114L113 97V99L115 100V101H117V100H119V101H121V103H122V101L123 102H129V103H131L132 101H136ZM142 95V94H141ZM145 95V94H144ZM152 95H154V94H152ZM212 95V98H214V96ZM245 95V94H244ZM243 95V96H244ZM65 97V99H64V97ZM81 97L80 98H82V96L83 95H80ZM106 96V98H107V95H105ZM132 96V95H131ZM155 96V95H154ZM157 96H159V94H157ZM162 96V95H161ZM189 96V95H188ZM191 96V95H190ZM189 96V97H190ZM215 96H216V94H215ZM68 97V96H67ZM78 97V96H77ZM86 98L88 97V96H85ZM95 97V96H94ZM98 97V96H97ZM96 97V98H97ZM100 97V96H99ZM109 97V96H108ZM125 97V98H126ZM137 97H138V95H137ZM143 97V96H142ZM141 97V98H142ZM146 96H144L143 98H145ZM151 97V96H150ZM149 97V98H150ZM160 97V96H159ZM165 97V96H164ZM175 97L176 96H173V98L175 99ZM188 97V98H189ZM192 97V96H191ZM207 97V96H206ZM240 97V96H239ZM241 97H242V95H241ZM245 97H247V96H245ZM244 97V98H245ZM69 98V97H68ZM74 99H75V97H73ZM72 98V99H73ZM101 98V97H100ZM133 98V97H132ZM141 98H139V99H141ZM162 98V97H161ZM211 98V99H212ZM71 99V98H70ZM84 99V98H83ZM88 99H92V98H90V97H88ZM94 99V98H93ZM112 99V100H113ZM154 99V98H153ZM156 99H157V97H156ZM208 99H209V97H208ZM210 99V101H212ZM238 99V98H237ZM82 100V99H81ZM81 100H79V102H81ZM95 100V99H94ZM94 100H92L93 102H95ZM108 100L110 101V103L111 104H108V105H112V103H113V101L111 102V99H110V97L108 98ZM128 100V101H127ZM144 101H142V104L143 103H147V104H149L150 103V105L149 106H147L146 105V107L147 108H145V109H150V107L152 108H158L157 110H159V108H160V111H161V109L163 110H165V111H168V112H170V110L171 111H173L174 109H177L178 110V108L180 107L179 105L180 104H182L183 102H181L182 100L180 99V101L179 102H176L175 100L172 102V99L170 100V101H168V102H165V103H163V101L161 102V103H159L158 104V102H156L155 101V103L157 104V105H155V103H154V105L151 103V102H146V98L145 99H143ZM150 100V99H149ZM163 100V99H162ZM169 100V99H168ZM192 100H194V101H196L195 99H193V97H192ZM72 101V100H71ZM89 101V100H88ZM87 101V102H88ZM101 101H102V99H101ZM104 101V100H103ZM115 101H114V103H115ZM148 101V100H147ZM150 101H152V99L150 100ZM184 101V100H183ZM189 101V100H188ZM188 101H186L187 103H188ZM191 101V100H190ZM194 101H191V103L193 102L194 104H195V102ZM203 101V100H202ZM204 101H206L205 99H204ZM208 101V100H207ZM249 101V100H248ZM247 101V103H250V102H248ZM252 101V100H251ZM77 102V101H76ZM92 102V103H93ZM97 102V101H96ZM95 102V103H96ZM105 102H107V101H105ZM104 102V104L105 105H107L106 103ZM137 102V101H136ZM200 102V101H199ZM63 103V104H62ZM69 103H70V101L68 100V105H69ZM72 104H73V102H71ZM71 103H70V105H71ZM86 103V102H85ZM102 104L101 102H99L98 101V103L97 104ZM114 103H113V105L112 106H110L111 108H115V105H114ZM129 103H127V104H129ZM134 103V102H133ZM141 103V102H140ZM198 103V102H197ZM203 103V102H202ZM242 103V102H241ZM246 103V101H245V104H247ZM75 104V103H74ZM80 104L81 103H79V105H78V102H77V106H80ZM87 104V103H86ZM90 105H91V103H89ZM94 104V103H93ZM97 104H96V106H97ZM120 104V103H119ZM118 104V105H119ZM194 104H191L190 106H194ZM206 104H208L209 105V102L207 103L206 102ZM242 104H244V103H242ZM244 104V105H245ZM67 105V104H66ZM65 105V106H66ZM69 105V106H70ZM84 105V104H83ZM138 105V104H137ZM189 105V104H188ZM196 105V104H195ZM248 105V104H247ZM69 106H66L67 108L69 107ZM85 106V105H84ZM84 106H80V107H82L81 109L83 110V107ZM88 105H86L85 106V108H84V111L83 112H81L82 114L85 112V109L87 110V107ZM93 106V105H92ZM92 106H90L91 108H94V107H92ZM95 106V108H97ZM99 106V105H98ZM120 106V105H119ZM121 106H124V104L123 105H121ZM120 106V107H121ZM197 106V105H196ZM201 106V105H200ZM246 106V105H245ZM245 106H243V107H245ZM252 106V105H251ZM251 106H249L250 108H248V111H249V109H251ZM255 105H253L252 107H254ZM258 106V105H257ZM64 107V106H63ZM75 107H76V105H75ZM89 107V108H90ZM102 107H103V104H102ZM102 107H100V108H102ZM106 107H108V106H106ZM109 107V108H110ZM125 107V106H124ZM123 107V108H124ZM128 108H129V105L127 106ZM187 107V106H186ZM192 107L190 108H188L189 110H190V112L192 111ZM198 107V106H197ZM196 107V108H197ZM205 107H207V105L205 106ZM242 107V106H241ZM242 107V108H243ZM69 108H71V107H69ZM88 108V109H89ZM94 108V109H95ZM110 108V109H111ZM119 108V107H118ZM122 108V107H121ZM120 108V109H121ZM152 108V109H153ZM195 108V109H196ZM200 108V107H199ZM245 108H247V106L245 107ZM65 109V108H64ZM130 109H131V107H130ZM180 109H181V107H180ZM198 109V108H197ZM241 109V108H240ZM253 109V108H252ZM51 110V111H50ZM70 110V109H69ZM67 111V112H70V111ZM74 110V109H73ZM92 110V109H91ZM115 110V112H116V108L114 109ZM122 110H125V108L124 109H121L120 110V112L122 113ZM132 110H135V108L134 109H132ZM176 110V112L175 113H177L178 111ZM203 109H202V107H201V109H198V111H197V114L199 115L200 113H201V111H202ZM216 110H217V108H216ZM243 110H244V108H243ZM246 110V109H245ZM93 111V110H92ZM98 111H99V108H98ZM102 111V110H101ZM111 111V110H110ZM127 111H129V110H127ZM136 111V110H135ZM135 111L133 112V113H135ZM160 111H158V112H160ZM164 111V112H165ZM209 111V110H208ZM253 110H251L250 112H252ZM261 111V110H260ZM52 112V113H51ZM55 112V111H54ZM58 112V111H57ZM89 112V113H88ZM95 112V111H94ZM96 112H97V110H96ZM105 111H103V113H104ZM117 112H119L118 110H117ZM116 112V113H117ZM120 112L118 113L119 114V116H121L123 119H124V116H122V114H120ZM130 112V111H129ZM132 112V111H131ZM152 112V111H151ZM162 112V111H161ZM164 112H163V114H164ZM167 112V113H168ZM182 112V111H181ZM186 112V111H185ZM182 113L183 115H185V114H189L188 112L187 113ZM211 112V111H210ZM217 112V111H216ZM240 112V111H239ZM243 112V111H242ZM59 113H60V111H59ZM59 113L58 114H56V116L58 115L59 116ZM87 115L84 113L83 115L82 114H79V118L81 117V118H84V117H87L88 118V116H89V118H91V116L90 115H93V116H95V117H97L95 114H93L92 112H90V111H88L87 110ZM91 113V114H90ZM102 113V114H103ZM110 113V112H109ZM124 113V112H123ZM139 113V112H138ZM153 113V112H152ZM166 113V114H167ZM175 113H170V115H175ZM213 113V112H212ZM249 113V112H248ZM255 113H257L256 111H255ZM260 113V112H259ZM46 114V115H45ZM55 114V113H54ZM61 114V113H60ZM68 114V113H67ZM71 114V113H70ZM96 114H98V113H96ZM106 114V113H105ZM105 114H104V116H105ZM111 114H112V112H111ZM111 114H109V115H111ZM163 114H161V116L163 115ZM201 114H203V113H201ZM205 114V113H204ZM219 114V113H218ZM63 115V114H62ZM69 115V114H68ZM73 115V114H72ZM113 115V114H112ZM124 115V114H123ZM131 115V114H130ZM135 115L137 116V112L135 113ZM160 115V114H159ZM158 115V117H156L157 118V121L159 122V120H158V118L160 117ZM168 115V114H167ZM173 115V116H174ZM181 115V114H180ZM183 115H182V117H183ZM190 115H192V113L190 114ZM254 115V114H253ZM76 116V115H75ZM92 116V117H93ZM99 118H101L100 116H101V114L99 113ZM133 116V115H132ZM147 116V115H146ZM169 116V115H168ZM168 116H164L163 115V118H167ZM186 117H188L187 115H185ZM201 116V115H200ZM205 116V115H204ZM50 117V116H49ZM65 117V116H64ZM78 117H77V119H78ZM110 117V116H109ZM114 117V116H113ZM112 117V118H113ZM120 117V119L121 120H123L122 118ZM125 117H126V115H125ZM127 117H128V115H127ZM194 117H197V116H194ZM208 118H210L209 116H207ZM214 117V116H213ZM213 117H211L212 119H213ZM217 116H215V118H216ZM246 117H247V113H246ZM252 117V116H251ZM254 117H255V115H254ZM253 117V118H254ZM54 118H57V117H54ZM61 119H62V117H60ZM69 118V117H68ZM80 118V119H81ZM88 118V119H89ZM94 118V117H93ZM104 118V117H103ZM112 118L110 119V120H107V121H112ZM134 118V117H133ZM133 118H127L128 119V122L127 123H129V120L131 119V122L133 121ZM146 118V117H145ZM156 118H155V120H156ZM210 118V119H211ZM46 119V118H45ZM61 119L58 121V123L61 121ZM64 119V118H63ZM80 119H78L77 120V122L80 120ZM98 119V118H97ZM107 119H108V114H107ZM114 119V118H113ZM115 119H116V115H115ZM115 119L113 120V121H115ZM135 119V118H134ZM148 119V117L146 118V120ZM154 119V118H153ZM183 119V118H182ZM181 118H180V120H182ZM191 119V118H190ZM203 119V118H202ZM202 119H201V121H202ZM252 119V118H251ZM255 119V118H254ZM253 119V120H254ZM68 121H69V119H67ZM82 120V119H81ZM80 120V121H81ZM92 120V119H91ZM94 120V119H93ZM100 120H102V119H100ZM164 120V119H163ZM186 118H185V122H186ZM206 120H207V118H206ZM36 121V120H35ZM54 121V120H53ZM55 121H57V120H55ZM54 121V122H55ZM68 121H66V122H68ZM79 121V122H80ZM83 121V120H82ZM81 121V122H82ZM96 121V120H95ZM135 121H137V120H135ZM150 121V120H149ZM156 121V122H157ZM167 121V120H166ZM165 121V122H166ZM183 121V120H182ZM196 121V120H195ZM194 121V122H195ZM200 121V122H201ZM209 121V120H208ZM213 121V120H212ZM217 121V120H216ZM50 122H52L51 120H50ZM53 122V123H54ZM62 122V121H61ZM70 122V121H69ZM80 122V123H81ZM94 122V121H93ZM99 122V121H98ZM102 122H104V121H102ZM105 122H106V120H105ZM109 122V123H110ZM116 122V123H115ZM115 122H111L112 123V125L113 126H119V124H121V122H120V120H119V122H118V120L117 121H115ZM117 122L119 123V124H117ZM139 122V121H138ZM141 122V121H140ZM139 122V123H140ZM143 122H146V121H143ZM143 122H141V123H143ZM157 122V123H158ZM187 122H189V120L187 121ZM191 122V121H190ZM207 122V121H206ZM26 123H28L29 125H28V127H26ZM31 123V124H30ZM115 123V124H114ZM133 123V122H132ZM139 123L137 124V125H139ZM140 123V124H141ZM148 123V122H147ZM157 123H155L156 125H154V121H153V129H152V133H150V134H152V135H150L149 134V132L151 131L150 129H145V127L147 126H145V124H144V128H143V125L141 126H139L137 129H136V131L138 132V134L137 133H135V134H137L138 135V138H136L137 137V135H135V138L134 139H136L135 141H133V140H131V141H133L131 144H130V141H129V143H128V139H127V137L126 136H128V130H127V132H126V130H125V132H124V134L123 133H121V135H119V133L120 132H118L119 131V129H120V127H116L115 126V130L118 128V130H116L115 132V134H118L117 136H118V139H120L119 137H121V139H122V141H123V143H125V147L126 148H128L126 145V143H128V144H130V146H132L133 145V147L132 148H134L135 150L136 149H139L140 147V149L142 150V149H145V151H147L148 149V152L150 151V149H151V151H152V149H158V154H160V151H159V146L157 145L158 143H156V144H154V140H155V142L157 141H160V140H158L156 137L157 136H159V135H161V134H159V132H158V130H159V127L161 126V128H163V126L164 127H166L167 128V126L166 125H168L167 123L165 124V123H163L162 124V122H159V123H161L160 125H157ZM174 123V122H173ZM182 123V122H181ZM193 123V122H192ZM198 123H199V121H198ZM197 123V124H198ZM203 123V122H202ZM205 123V122H204ZM255 123H257V122H255ZM26 124V125H25ZM59 124H61V123H59ZM83 124L85 125V123L83 122ZM95 124V123H94ZM93 124V125H94ZM96 124H99V123H96ZM100 124H102L101 122H100ZM107 124V123H106ZM106 124H104V125H106ZM136 124L133 126V127H137L136 126ZM189 124V123H188ZM212 124V123H211ZM253 124V123H252ZM66 124L64 123V126H65ZM77 125V124H76ZM76 125L74 126V127H76ZM90 124H88L87 126L88 127H91L92 126V124H91V126H89ZM103 125V124H102ZM122 125V124H121ZM120 125V126H121ZM123 125H124V123H123ZM128 125V124H127ZM150 125H151V123H150ZM186 125H187V123H186ZM190 125H191V123H190ZM195 126H196V123L194 124ZM200 125V124H199ZM209 125H210V123H209ZM254 125V124H253ZM256 125V124H255ZM33 126V127H32ZM69 126V125H68ZM67 126V127H68ZM83 125L81 124V127H82ZM100 125H98V127H99ZM170 126V125H169ZM212 126V125H211ZM219 126V125H218ZM257 126H259V125H257ZM262 126H263V124H262ZM29 127H31L30 129H29ZM73 127V126H72ZM87 127V128H88ZM97 127V128H98ZM102 127V126H101ZM106 127H107V125H106ZM106 127H104L105 129H107ZM109 127V126H108ZM124 127L126 128L127 126H123V129H124ZM131 128H132V125L130 126ZM147 127H149V126H147ZM146 127V128H147ZM171 127V126H170ZM190 127V129L192 128V129H194L195 127H193V126H189ZM198 127V126H197ZM201 127V126H200ZM203 127V126H202ZM251 127V125L249 126V128ZM253 127V126H252ZM25 128V129H24ZM69 128H71V126L69 127ZM93 128H95V127H93ZM103 128V127H102ZM150 128H151V126H150ZM160 128V129H161ZM199 128V127H198ZM217 128V127H216ZM32 130L31 131V133H30V131L28 132V130ZM72 129V128H71ZM109 129L112 131H114V129L113 128H110L109 127ZM109 129H108V131H107V133L106 134H108V132L110 133V134H114L113 133V131H112V133L109 131ZM122 129V128H121ZM132 129H134V128H132ZM164 129V128H163ZM170 129V128H169ZM172 130L174 129V130H176V128H171ZM170 129V130H171ZM191 129V130H192ZM196 129V128H195ZM194 129V130H195ZM237 129V128H236ZM251 129H254V127L253 128H251ZM255 129H256V126H255ZM263 129V128H262ZM40 130V131H39ZM64 130V129H63ZM68 130H70V129H68ZM78 130V129H77ZM76 130V131H77ZM95 130V129H94ZM145 130H150L149 132H148V134L154 139V135L156 136L155 137V139L153 140V142H151L150 140H148V139H151V137L149 138L148 137V134H147V136L145 135L146 134V132L147 131H145ZM165 130V129H164ZM170 130H169V132H170ZM178 130V129H177ZM176 130V131H177ZM179 130H181V129H179ZM178 130V131H179ZM198 130V129H197ZM210 130H212L211 128H210ZM218 130V129H217ZM238 130V129H237ZM43 131V130H42ZM46 131V130H45ZM67 131V130H66ZM96 131H97V129H96ZM98 131H99V129H98ZM101 131H102V129H101ZM121 131V130H120ZM130 131V130H129ZM134 131H135V129H134ZM135 131V132H136ZM176 131H173V132H170V133H174V132H176ZM178 131H177V133H178ZM200 131V130H199ZM213 131V133L214 134H216L217 135V133L216 132H214V130H212ZM232 131V130H231ZM234 131V130H233ZM257 131H258V129H257ZM263 131H264V129H263ZM70 132V131H69ZM79 132V134L82 136H80L79 138H78V135L75 137H73V136H71L72 138H68V136H65V138H63L64 140H63V143L62 144H59L58 143V147L56 146V145H54L55 146V148L53 147V148H50L51 146H49V148L50 149H52L53 150V153L55 154V150H57V151H59L60 152V154L64 157V160H63V158H62V160L61 161H59L60 159L58 158V161L57 162H60V164H59V167H58V163L57 162H55L56 163V166H57V170H55V172H56V177H57V179H60V180H66V182L68 181V180H70V181H72L73 183L74 182H76V183H83V184H87V185H100V184H102V183H105V179L107 178V174H109V172H110V170H109V168L110 167H101V168H98L97 169V167H96V169L94 168V166H91V165H89L88 163H87V161H85L84 160V158H85V156H88V154H87V150H97L96 149V147L97 146H92V144L91 143H89V141H87V139L85 138V135H86V133H85V129L83 128V129H81L80 131H77V133ZM89 132V131H88ZM93 131H91V132H89V133H92ZM118 132V133H117ZM121 132H123V131H121ZM156 132H158V134H154V133H156ZM162 132V131H161ZM167 132V131H166ZM168 132V133H169ZM181 132V131H180ZM198 132V131H197ZM253 132V131H252ZM262 132V131H261ZM27 133H30V134H28V135H30V136H28L27 135ZM40 133V134H39ZM68 133V132H67ZM67 133H65V135L67 134ZM104 133V132H103ZM102 133V134H103ZM125 133H126V135H125ZM190 133V132H189ZM193 133V132H192ZM207 134H208V132H206ZM231 133V132H230ZM237 133V132H236ZM239 133V132H238ZM51 134V133H50ZM100 134V133H99ZM109 134V135H110ZM123 134V135H122ZM132 134H133V132H132ZM132 134L130 135V132H129V135L132 137ZM167 133H165V135H166ZM179 134H181V135H179L178 137L180 138L181 136H182V133H179ZM197 134V133H196ZM199 134V133H198ZM219 134V133H218ZM232 134V133H231ZM256 134V133H255ZM68 135V134H67ZM71 135V134H70ZM70 135H69V137H70ZM164 135V134H163ZM164 135V136H165ZM186 135H189L188 133H186ZM261 135V134H260ZM44 136V135H43ZM130 136H128V138H130L131 139V137ZM171 136V134H167V136H165L166 138H162V140L163 139H165V147H164V149L162 148V149H160V150H163L162 152H163V155H167V156H171L172 154H170V151H171V149H172V147L174 146L175 147V145H173L174 144V141H175V137H174V141L172 140V136ZM184 136V135H183ZM182 136V137H183ZM254 136V135H253ZM45 137V136H44ZM87 137V136H86ZM148 137V138H147ZM161 137V136H160ZM206 137H207V135H206ZM219 137H220V135H219ZM218 137V138H219ZM260 137V136H259ZM261 137H262V135H261ZM76 138L78 139V141H74V139L76 140ZM176 138H177V136H176ZM179 138H177V146L176 147H178V145L180 144V146L182 147V145L184 146V144H182L181 145V143H179ZM193 138V137H192ZM197 138V137H196ZM256 138V137H255ZM157 139V140H156ZM182 139V138H181ZM184 139V138H183ZM202 140H203V138H201ZM200 139V140H201ZM47 140V139H46ZM127 140V141H126ZM172 140V141H171ZM187 142L188 141H192V139H185ZM194 138H193V142H194ZM199 140V141H200ZM44 141V142H43ZM122 141L120 142L121 144H120V146L123 144L122 143ZM126 141V142H125ZM164 141V140H163ZM198 141V143H195V144H193V146H192V151H193V155L192 156H195L196 157V155H198L199 154V158L201 159L202 158V160L201 161H204L205 159H206V162H207V164H208V162H211L212 160H210V158L211 159H213L211 156H212V153L210 152V154L208 153V155H207V153H206V155H204L203 156V153L202 152H204L203 150H205V148L207 149V152L208 151H212V149L214 150V148L212 147V146H214V144H215V140L214 141H207V142H204V143H202L203 141H201V144H200V142ZM231 141V140H230ZM240 141V140H239ZM119 142V141H118ZM151 142V143H150ZM162 142V141H161ZM171 142H173V144L171 145ZM181 142H182V140H181ZM222 142V141H221ZM224 142V141H223ZM176 143V142H175ZM183 143V142H182ZM256 143V142H255ZM49 144H51V143H49ZM187 144V143H186ZM191 144H192V142H191ZM217 144V143H216ZM226 144V143H225ZM240 144V143H239ZM245 144V143H244ZM252 144V143H251ZM48 145V144H47ZM124 145V144H123ZM159 145H160V142H159ZM162 145L164 146V143L162 142ZM190 145V142H189V144H188V146ZM246 145V144H245ZM262 146V144L260 143L259 144V146ZM163 146H160V147H163ZM216 146V145H215ZM225 146H227L228 147V144H226ZM244 146V145H243ZM248 146H250V144L248 145ZM253 146H254V141H253ZM253 146H250L251 148L253 147ZM260 146V148L262 149V147ZM117 148H118V146H116ZM181 147L179 148L180 150H182L181 149ZM224 147V146H223ZM264 147V146H263ZM120 149L122 148V146L121 147H119ZM119 148H118V150H119ZM126 148H122V149H126ZM129 148H131V147H129ZM190 148V147H189ZM217 148V147H216ZM215 148V149H216ZM221 148V147H220ZM242 148V147H241ZM250 148V149H251ZM259 147H257L256 148V150L255 151H257L258 149L259 150H261ZM116 149V148H115ZM134 149H132V150H134ZM191 149V148H190ZM189 149V150H190ZM224 149V148H223ZM253 149V148H252ZM166 150V151H165ZM175 150H177V149H175ZM180 150H178V151H180ZM217 150V149H216ZM237 150V149H236ZM254 150V149H253ZM51 151V150H50ZM115 151V150H114ZM123 151V150H122ZM126 151H127V149H126ZM140 150H137V153L139 152ZM145 151H144V153H145ZM151 151H150V153H151ZM154 151V150H153ZM178 151H176V152H178ZM183 151V150H182ZM220 151H221V149H220ZM224 151V150H223ZM238 151H241V150H238ZM245 151H247V150H245ZM119 152H120V150H119ZM156 152V151H155ZM175 152V153H176ZM184 152V151H183ZM215 152H217V151H215ZM228 152H229V150H228ZM236 152V151H235ZM258 152V151H257ZM41 153H43V154H41ZM133 153V152H132ZM143 153V152H142ZM141 153V154H142ZM149 153V154H150ZM171 153H173V152H171ZM186 153V152H185ZM189 154H192V153H190V152H188ZM224 153H226V152H224ZM232 153H233V151H232ZM231 153V154H232ZM242 153H244V152H242ZM241 153V154H242ZM248 153V152H247ZM250 153V152H249ZM48 154V153H47ZM47 154H44V155H46V157H47ZM120 154V153H119ZM134 154V153H133ZM139 155H140V153H138ZM148 154V153H147ZM147 154H146V156H147ZM178 154V153H177ZM187 154V153H186ZM188 154V155H189ZM219 154V153H218ZM230 154V155H231ZM246 154V153H245ZM245 154H243V155H245ZM252 154V153H251ZM255 154V153H254ZM257 154V153H256ZM121 155V154H120ZM138 155V156H139ZM162 155V153H161V155L160 156H163ZM174 155H176V154H174ZM186 156V157H188L187 159H190L191 158V160H188V161H185V158H183L184 160L182 161V162H180V164H182V163H184V164H186L187 166H191V165H189V161L190 162H194L193 161V158L192 157H190L189 158V156ZM215 155H217V154H215ZM214 155V152H213V156H215ZM232 155H234V154H232ZM231 155V156H232ZM240 155V154H239ZM239 155L237 156V158H232V159H234V160H232V161H230V162H228V161H226V162H221V163H223V166L217 171V173L216 174H218V175H221V176H219V177H221L222 178V176H224V178L225 179H218L219 177H217V176H208L207 178H206V180H208V181H211V182H213L212 184L213 185H215V184H217V185H219L218 187H221V186H225V188H226V186L229 184V183H226L227 181H231L232 183L234 182V181H232V180H230L229 178H231L232 176H234L235 175V173H239V171H240V169H239V166L242 164V163H244V162H249V160H250V157H249V160H246V159H244V158H246L247 157V155H246V157L245 156H243V155H241L240 157H239ZM261 155V154H260ZM142 156H144L143 154H142ZM145 156V157H146ZM158 156V155H157ZM203 156V157H202ZM227 156H229V154L227 155ZM226 156V157H227ZM250 156V155H249ZM39 157V158H38ZM45 157V158H46ZM147 157H149V155L147 156ZM152 157V156H151ZM198 157V156H197ZM206 157V158H205ZM225 157V158H226ZM244 157V158H243ZM38 158V159H37ZM49 158H50V155H49ZM137 158V157H136ZM161 158V157H160ZM203 158H204V160H203ZM215 158H217V157H214V159ZM219 158V157H218ZM224 158V159H225ZM229 158V157H228ZM253 158V157H252ZM251 158V159H252ZM50 159H52L53 160V157H51ZM112 159V158H111ZM152 159H154L153 157H152ZM194 159H198V158H194ZM213 159V160H214ZM258 159H260L259 161L261 162V161H263L264 160V158L262 159L261 157L260 158H258ZM48 160V159H47ZM114 160H118L117 158H115ZM113 160V162H115L114 163V165H112V169H111V172H113V171H115L116 170V168L118 167V164H121V163H116V161H114ZM223 160V159H222ZM56 161V160H55ZM94 161V160H93ZM96 161V160H95ZM109 161V160H108ZM123 161H125V159L123 160ZM157 161H158V159H157ZM258 161V162H259ZM44 162V161H43ZM50 162V161H49ZM52 162H54V161H52ZM155 162V161H154ZM197 162V161H196ZM199 162V161H198ZM205 162V161H204ZM203 162V163H204ZM206 162H205V164H206ZM219 162V161H218ZM217 162V163H218ZM257 162V163H258ZM109 163V162H108ZM123 163V162H122ZM128 163V162H127ZM212 163V162H211ZM214 163V162H213ZM224 163H226L225 165H224ZM262 163V162H261ZM48 164V163H47ZM46 164V165H47ZM54 164V163H53ZM199 164V163H198ZM196 165V166H200L201 164H202V162H200V165ZM206 164V165H207ZM215 164V163H214ZM213 164V165H214ZM255 161L254 162H252V163H249V166H248V164H245L246 166H248V167H242V169L243 168H247V170L245 171V170H241V173H240V175L239 176H237V177H234V178H239V179H237V181H240V182H248V183H250L249 184V187L247 186V187H245V189H243L242 188V186H240L241 184H239L240 182H238V184L239 185H234V186H232V189H231V192L232 191H234V193H235V191H236V194H234V199H231L230 201H227L226 199V202L225 203H223L222 202V204H224V211H222L221 213L219 212V213H215V214H213L212 216H211V218L212 219H210V221L211 222H209L210 224H208V229L210 228V227H212L211 229H207L206 230V227L207 226H205V230H204V237L202 236V234L199 232V233H197L196 235H198V234H201L200 236L198 235V237H196V239H195V236H194V239H195V241H196V245H197V247H196V250H195V254H193L196 258H198V260H204L205 262H206V260L207 261H215L216 260V257H215V255H216V252L218 253L219 251H221V250H219V246L221 245V244H223L224 245V243H226L227 245L224 247V249H223V251L222 252H224L225 254L227 253V254H230V253H232L234 250H236V249H240V247L241 246H246L247 248L249 247V239L250 238H248V239H244V238H242L243 236V233H242V235H241V237L239 238V239H237L236 237V239H233V237L231 236V234H233L234 232H231V230L229 231L228 229H230L229 228V225H228V222L229 221H232V219H233V215L235 214H241L240 215V217L242 218V216H243V214L246 212V214H247V212L249 211L248 210V208L249 207H252V208H255V211L253 210V217L255 218V216L257 217L256 219H260V220H262V223H263V221H264V178H259L258 176L259 175H257V172L255 171L256 169H258V168H256L255 167ZM49 165V164H48ZM109 165H110V163H109ZM122 165V164H121ZM125 165V164H124ZM128 165V164H127ZM194 165H195V162H194ZM204 165V164H203ZM205 165V166H206ZM209 165V164H208ZM207 165V166H208ZM97 166V165H96ZM99 166V165H98ZM139 166V165H138ZM217 166H219V165H217ZM256 166H257V164H256ZM259 166H262L261 164H259ZM48 167V166H47ZM53 167V166H52ZM263 168H264V165L262 166ZM137 168V167H136ZM205 168H207V167H205ZM215 168V167H214ZM214 168H211V169H214ZM217 168V167H216ZM51 169V168H50ZM55 169V168H54ZM139 169V168H138ZM143 169V168H142ZM141 169V170H142ZM200 169H201V166H200ZM203 169V168H202ZM208 169V168H207ZM206 169V170H207ZM262 169V168H261ZM260 168L258 169V171L259 170H261ZM53 170V169H52ZM147 170H148V168H147ZM205 170V171H206ZM214 170H216V169H214ZM238 170V171H237ZM43 171H44V169H43ZM45 171H47L46 169H45ZM51 171V170H50ZM145 170L143 169V171H141V173L142 172H144ZM202 171V170H201ZM204 171V170H203ZM213 171V170H212ZM264 171V170H263ZM38 172V173H37ZM48 172V171H47ZM116 173H117V175H115V177H114V174H112L113 175V177H111V178H107L109 181H111V182H109V183H111V186H112V188H115V187H118V186H120L121 184H122V186L125 184V183H128L129 181H130V179L132 180V177L133 176H135V175H137V174H135V171H133V170H130L129 171V169L127 170V169H125V168H122V167H120L118 170H116L115 171ZM243 172V173H242ZM260 172V171H259ZM152 173H153V171H152ZM152 173L150 174V176L152 175ZM211 172H210V170H209V172H208V174H206V173H204L203 172V175H209ZM214 173V172H213ZM263 173V172H262ZM261 173V174H262ZM46 174V173H45ZM44 174V175H45ZM110 174V175H111ZM143 174V176H145L146 174H145V172L144 173H142ZM145 174V175H144ZM241 174H242V176H241ZM155 175V174H154ZM264 175V173L262 174V176ZM143 176H141L142 178H145V177H143ZM147 176H149V174L147 175ZM158 176V175H157ZM163 176V175H162ZM168 176V175H167ZM236 176V175H235ZM261 176V175H260ZM56 177H54L55 179H56ZM169 177V176H168ZM171 178H168V179H164V180H162L161 179V177H159L158 176V178H160L161 180H159L156 176H155V178H157L156 180H158L159 182V186L161 185V184H166V183H169V184H171V186H173V187H179L178 185H180V184H178V183H176L177 182V178H176V181H174V180H172V176H170ZM201 177V176H200ZM53 178V177H52ZM134 178V177H133ZM136 178V177H135ZM137 178H140V175L139 176H137ZM164 178V177H163ZM185 179H188V178H192V176H191V174H186L185 175V177H184ZM183 178V179H184ZM202 178H205V177H202ZM228 178V179H227ZM56 179V180H57ZM141 179V178H140ZM148 179V178H147ZM153 179V178H152ZM231 179H233V177L231 178ZM135 180V179H134ZM136 180H138V179H136ZM156 180H152V182L153 181H155L154 183H157L156 182ZM234 180H236V179H234ZM50 181V180H49ZM133 181V180H132ZM148 181V180H147ZM183 181V180H182ZM187 180H184L183 182H186ZM189 181V180H188ZM191 181V180H190ZM226 181V182H225ZM236 181V182H237ZM44 182V181H43ZM51 182V181H50ZM49 182V183H50ZM64 182V181H63ZM135 182V181H134ZM137 182V181H136ZM142 182V181H141ZM143 182H144V180H143ZM151 182V181H150ZM151 182V184H154V183H152ZM173 182V183H172ZM182 182V183H183ZM200 182H201V180H200ZM204 182H206V181H204ZM211 182H210V184H211ZM235 182V183H236ZM72 183V184H73ZM140 183V182H139ZM157 183V184H158ZM179 183H181V181H179ZM202 183V182H201ZM60 182L58 181V183L56 182V190L58 189V186L57 185H59L60 186ZM131 184V183H130ZM144 184H147L146 183V180H145V183ZM150 184V183H149ZM184 184V183H183ZM82 185V184H81ZM86 185V186H87ZM140 185V184H139ZM155 185V184H154ZM166 185H168V184H166ZM165 185V186H166ZM193 185H194V183H193ZM221 185V186H220ZM231 185V184H230ZM67 186V185H66ZM150 186V185H149ZM182 186H184V185H182ZM182 186H180L179 188L181 189V187ZM185 186H187V185H185ZM196 186H197V184H196ZM209 186V185H208ZM211 186V185H210ZM61 187H64V186H61ZM59 188V190L58 191H60V189H63V188ZM144 187H146V185L144 186ZM151 187H152V185H151ZM213 187L214 186H212V189H213ZM216 187V186H215ZM217 187V188H218ZM227 187H229V186H227ZM231 187V186H230ZM65 188V187H64ZM67 188V187H66ZM65 188V189H66ZM149 188V187H148ZM147 188V189H148ZM155 188V187H154ZM154 188H152V190L154 189ZM163 189L165 188L164 186L162 187ZM162 188H160V189H162ZM171 187H170V185H169V187H167L166 186V189H167V191L168 192H170L171 190H168V189H170ZM183 188V187H182ZM195 188V187H194ZM204 187L202 186V188H199V189H203ZM210 188V187H209ZM223 187H221V189H222ZM64 189V190H65ZM144 189H146V188H144ZM144 189H142V191L144 190ZM146 189V190H147ZM171 189H173V188H171ZM178 189V188H177ZM184 189H186V187L184 188ZM189 189H191V188H189ZM206 189V187L204 188V190ZM224 189V188H223ZM222 189V190H223ZM227 189H230V188H227ZM226 189V190H227ZM243 189V190H242ZM72 190V189H71ZM74 190V189H73ZM129 190V189H128ZM127 190V191H128ZM159 190V189H158ZM179 190V189H178ZM198 189H196L195 191H197ZM204 190H200L201 192L202 191H204ZM208 191H209V189H207ZM215 190V189H214ZM218 190H220L219 188H218ZM221 190V191H222ZM61 191H63V190H61ZM60 191V192H61ZM70 191V190H69ZM140 191V190H139ZM145 191V190H144ZM154 191V190H153ZM183 191V190H182ZM199 191V193H201ZM224 191V190H223ZM222 191V192H223ZM59 192V193H60ZM65 192V191H64ZM64 192H63V194H64ZM73 192V191H72ZM147 192V191H146ZM161 192V191H160ZM179 192V191H178ZM194 192V191H193ZM221 192V193H222ZM66 193H68V192H66ZM121 193H123V192H121ZM149 193H150V191H149ZM166 191L164 192V196H166ZM180 193H182L181 191H180ZM190 193H191V190H190ZM198 193V194H199ZM227 193V192H226ZM225 193V194H226ZM74 194V193H73ZM85 194V196H86V193H84ZM125 194V193H124ZM124 194H122V195H124ZM137 194H138V192H137ZM140 194V196H141V192L139 193ZM143 194V193H142ZM147 194V193H146ZM157 194H159L158 192H157ZM161 194H162V192H161ZM172 194H175L174 192H172V193H170V195H172ZM204 194V193H203ZM203 194L201 193L200 195H198L199 197H202L203 196ZM208 194V193H207ZM207 194H205V195H207ZM229 194V193H228ZM65 195V194H64ZM67 195V194H66ZM65 195V196H66ZM144 195V194H143ZM142 195V196H143ZM163 195V194H162ZM188 195V194H187ZM213 195V194H212ZM211 195V196H212ZM217 195V194H216ZM120 196V195H119ZM139 196V195H138ZM140 196H139V198H140ZM144 196H147V195H144ZM164 196H163V198H164ZM175 196V195H174ZM174 196H173V198H174ZM154 199H155V197L154 196H152ZM156 197H158V195L156 196ZM172 198V196H169V194H168V200H169V198ZM181 197V196H180ZM185 197V196H184ZM183 197V198H184ZM205 197V196H204ZM210 197V196H209ZM218 197V196H217ZM217 197H216V199H217ZM226 197V196H225ZM224 197V198H225ZM227 197H228V195H227ZM226 197V198H227ZM246 197H249L248 198V200L249 199H251V200H247V202H245V200H246ZM34 198H35V196H34ZM120 198V197H119ZM203 198V197H202ZM244 198V199H243ZM154 199H152L151 198V200H154ZM160 199H161V197H160ZM159 199V200H160ZM175 199V198H174ZM194 199V198H193ZM213 198H210V200H212ZM215 199V198H214ZM221 199V198H220ZM30 200V199H29ZM27 201V202H25V209H27V213H31L32 211H33V209H35V207H36V205H35V202H33L32 200H31V202L30 201ZM34 200V199H33ZM57 200V199H56ZM88 200V199H87ZM151 200H150V198L147 200V201H149L150 203H151ZM156 200V199H155ZM163 200V199H162ZM161 200V202H163ZM167 199H165V201H168ZM198 200H200V198L198 199ZM203 200V199H202ZM218 200V199H217ZM223 200V199H222ZM222 200H219L220 202L222 201ZM229 200V199H228ZM146 201V202H147ZM175 201V200H174ZM216 200H214L213 202H215ZM224 201V200H223ZM144 202V201H143ZM144 203V204H147V203ZM159 202V201H158ZM171 203H173V199H172V201H170ZM195 202L197 203V204H195V205H197V206H199L198 204V202L195 200ZM20 203V202H19ZM170 203V204H171ZM187 203V202H186ZM191 203H192V201H191ZM212 202L210 201V204H211ZM216 203V202H215ZM149 204V203H148ZM148 204H147V206H148ZM165 204V203H164ZM166 204H168V203H166ZM190 204V203H189ZM188 204V205H189ZM204 204H205V206H206V202H204ZM204 204H202L203 206H204ZM209 203L207 204L208 205V209H210V207L214 204H212V205H210ZM19 205V204H18ZM153 205V204H152ZM157 205H159V206H157V207H160V202H159V204H157ZM194 205V206H195ZM217 205H218V203H217ZM16 206V205H15ZM155 206V205H154ZM162 206H163V203H162ZM165 207V205L163 206V208ZM169 207V205L167 206V208ZM196 207V206H195ZM223 207V206H222ZM222 207H221V209H222ZM114 208H116V207H114ZM170 208V207H169ZM183 208V204L182 203H178L175 207H174V209H173V215L171 216V217H169L170 219H172V220H176L175 221V224L173 223V221H167V220H164V221H162L161 223H159V226L154 230L155 232H154V234H155V237H154V239H153V237H151L153 240L152 241H157V238L159 237L160 239H162V238H164V239H166L167 237H169V235H172L171 233H172V231H174V228L173 227H175V225L178 223L179 224V226L180 227H183V228H190V229H194L193 228V226L195 225L196 226V223L194 224H192L191 222V219H190V217H179L178 215H179V211L181 210ZM191 208V207H190ZM197 208H199V207H197ZM206 208V207H205ZM204 207L202 208V209H205ZM212 208V207H211ZM215 208V207H214ZM166 209V208H165ZM187 209V208H186ZM213 209V208H212ZM212 209H210L211 211H210V213L211 212H213L214 211V209H213V211H212ZM217 210H218V208H217ZM220 210V209H219ZM248 210V211H247ZM251 210V209H250ZM89 211H90V209H89ZM162 211V210H161ZM166 211V210H165ZM186 211H188V210H186ZM200 211V210H199ZM205 211V210H204ZM92 212V211H91ZM163 212H164V210H163ZM192 213L194 212V211H191ZM190 212V213H191ZM203 212V211H202ZM119 213V212H118ZM156 213V212H155ZM189 213V212H188ZM191 213V214H192ZM207 213H209V210H208V212L206 211V213H204V214H207ZM92 214V213H91ZM125 214V213H124ZM186 214V213H185ZM151 215V214H150ZM164 214H162V213H159L158 212V214H155L154 216H153V214H152V216H153V222H154V224L156 223V222H159L160 221V218L163 216ZM201 215H203V214H201ZM200 215V216H201ZM210 215V214H209ZM208 214H207V216H209ZM251 215V216H252ZM32 216V215H31ZM188 216H190V214L188 215ZM193 216V215H192ZM196 216H198L197 214H196ZM250 216V217H251ZM166 217V216H165ZM239 217V218H240ZM32 218V217H31ZM238 218V219H239ZM240 218V219H241ZM249 218V217H248ZM194 219V218H193ZM255 219V220H256ZM191 222H190V221ZM202 220V219H201ZM203 220H204V218H203ZM150 221H151V219H150ZM198 221V220H197ZM196 221V222H197ZM250 221V220H249ZM248 221V222H249ZM152 222V223H153ZM180 222V223H179ZM254 222V221H253ZM253 222H251L250 224H248L244 229V231L245 232H248V231H252V230H254V232H255V229L257 230L258 228H261L262 230L264 229L263 227H262V225L263 224H261L260 225V227H259V225H257L256 223L254 224ZM257 222V221H256ZM102 223V222H101ZM231 223V222H230ZM259 223H261V222H259ZM107 224V223H106ZM110 224V223H109ZM202 224H203V222H202ZM201 223L199 224V226H201L202 225ZM105 225V224H104ZM151 225V224H150ZM198 225V224H197ZM239 225V224H238ZM256 225H257V227H256ZM106 226V225H105ZM152 227H155L156 225H151ZM151 226H147L148 228L149 227H151ZM177 226V225H176ZM199 226L197 227V230H196V228H195V231H198L199 230ZM233 227H234V225H232ZM108 227V226H107ZM236 227H238V226H236ZM235 227V228H236ZM31 228H32V226H31ZM103 228V227H102ZM98 229V228H97ZM107 229V228H106ZM145 229H146V227H145ZM185 229L183 230V232H185L186 233V231H188V229H186V231H185ZM242 229V228H241ZM260 229V230H261ZM28 230V229H27ZM103 230V229H102ZM148 230V229H147ZM176 230V229H175ZM177 230H179V229H177ZM202 230V231H203ZM218 230H224L223 232L224 233H222V231H221V233L220 232H218ZM234 230V229H233ZM101 231V230H100ZM99 231V232H100ZM146 231V230H145ZM150 231V230H149ZM264 231V230H263ZM31 232V231H30ZM90 232V231H89ZM92 232H93V230H92ZM153 232V231H152ZM180 232V231H179ZM194 233V230L192 231V230H190V233ZM206 232V233H205ZM253 231H252V233L251 234H253L254 233ZM146 233V232H145ZM174 233H176V232H174ZM177 233H178V231H177ZM189 233V234H190ZM258 233V232H257ZM89 234V233H88ZM90 234H92V233H90ZM153 234V235H154ZM188 234V235H189ZM238 234V233H237ZM256 234V233H255ZM259 234H261V233H259ZM95 235V234H94ZM93 235V236H94ZM178 235H179V233H178ZM177 234H175V236H177V237H181V234L178 236ZM191 235V234H190ZM264 235V234H263ZM90 236V235H89ZM151 236H152V233H151ZM183 236H185V235H183L182 234V237ZM238 236H239V234H238ZM248 236H249V234H248ZM258 236V235H257ZM91 237V236H90ZM174 237V236H173ZM182 237H181V239H182ZM188 237H190V236H188ZM264 237V236H263ZM183 238H185L186 239V237H183ZM170 239V238H169ZM185 239H183V240H185ZM85 239H80L79 241H78V244H77V248H76V251L79 253V255H81L82 253H83V251H84V248H85V241H84ZM88 240H89V237H88ZM175 240H176V238H175ZM174 240V241H175ZM188 240V239H187ZM191 240H193V239H191ZM256 240V239H255ZM255 240H254V242H255ZM261 239H260V237H259V241H260ZM87 241V240H86ZM166 241H168V240H166ZM178 241V239L176 240V242ZM181 240H179V242L178 243H180L181 244V242H180ZM186 241V240H185ZM210 241H211V243H210ZM257 241H258V239H257ZM256 241V242H257ZM161 242V241H160ZM159 242V243H160ZM165 242V241H164ZM175 242V243H176ZM194 242V241H193ZM192 241H191V243H193ZM210 244H209V243ZM218 242L219 243H221V244H218ZM88 243V242H87ZM166 243V242H165ZM164 243V244H165ZM178 243H176L175 245H177ZM185 243V242H184ZM190 243V244H191ZM198 243V244H197ZM251 243V242H250ZM158 244V243H157ZM163 244V246H164V249H165V246L166 245H164ZM167 244V243H166ZM189 244V245H190ZM253 244V243H252ZM255 244V243H254ZM253 244V245H254ZM260 244V243H259ZM87 245V244H86ZM185 245V244H184ZM188 245V246H189ZM194 245V244H193ZM223 245H222V247H223ZM180 246V245H179ZM156 247V246H155ZM162 247V246H161ZM176 247V246H175ZM222 247H220V248H222ZM170 248V247H169ZM168 248V249H169ZM177 248V247H176ZM176 248H174V249H176ZM193 249H194V247H192ZM243 248H245V247H243ZM156 249V248H155ZM161 249V248H160ZM187 250H185V252H183L184 254L186 253V251H187V253L189 252V247L188 248H186ZM242 249V248H241ZM240 249V251H242ZM246 249V248H245ZM21 250V249H20ZM155 251H157V253L158 254H160L159 252H162V251H164L163 250V247H162V251L161 250H159V249H156ZM170 251V250H169ZM173 251L174 250H172L171 252H172V256H173ZM238 251V250H237ZM264 251V250H263ZM19 252V251H18ZM168 252V251H167ZM192 252V251H191ZM190 252V253H191ZM236 252V251H235ZM156 252H155V254H157ZM237 253H239V251L238 252H236V255H238ZM242 253H244V250H243V252ZM242 253H240L241 255H242ZM246 253H248V252H246ZM246 253L244 254V255H246ZM259 253L261 254V250L259 251ZM264 253V252H263ZM27 254H28V252H27ZM168 254V253H167ZM219 255H220V253H218ZM217 254V256H219ZM234 254V253H233ZM233 254L231 255L232 256V258L235 256V254H234V256H233ZM252 254H255V253H252ZM187 255V254H186ZM185 255V256H186ZM191 254H189V256H190ZM223 255V254H222ZM222 255L221 256H219V257H222ZM248 255H251V253L250 254H248ZM256 255H258L257 254V252H256ZM262 255V254H261ZM29 256V255H28ZM159 256V255H158ZM171 256V257H172ZM179 256V255H178ZM177 256V257H178ZM188 256V255H187ZM186 256V257H187ZM79 257V256H78ZM170 257V258H171ZM192 257V256H191ZM215 257V258H214ZM218 257V258H219ZM226 257V259L228 260L229 258H227V257H229V256H225ZM237 257H239V255L238 256H236V260L238 259ZM242 257H244V258H246V257H248V256H242ZM253 257V256H252ZM258 257V256H257ZM256 257V258H257ZM15 258V257H14ZM83 258V257H82ZM144 258V257H143ZM170 258H168L169 259V261H170ZM179 258V257H178ZM194 258V257H193ZM192 258V259H193ZM196 258H194V260H197ZM217 258V259H218ZM223 258V257H222ZM222 258H219L220 260L222 259ZM244 258H241V262H240V260H239V262L237 261V263L236 264H238V263H242V264H244V263H246L247 262V264H248V262L250 261V258H248V260L249 261H242V259H244ZM261 258V257H260ZM264 258V257H263ZM263 258H261V260L263 259ZM22 259V256L20 255V253H19V255H17V260L19 261V260H21ZM29 259V258H28ZM142 259V258H141ZM156 259V258H155ZM154 259V260H155ZM176 260H177V258H175ZM186 259H188V258H186ZM185 259V260H186ZM191 259V258H190ZM253 259V258H252ZM25 260V259H24ZM27 260V259H26ZM25 260V261H26ZM83 260V259H82ZM81 260V258H78V260L77 261H75V264H85V262H83ZM167 260V259H166ZM173 261H175L174 259H172ZM219 260V261H220ZM232 260V259H231ZM236 260H233L234 262L236 261ZM261 260H260V262H261ZM15 261V260H14ZM13 261V262H14ZM18 261H15V262H18ZM28 262H29V260H27ZM138 261H139V259H138ZM168 261V260H167ZM181 263H183L182 261H181V259L179 260ZM187 261V260H186ZM186 261H185V263H186ZM204 261L203 262H201V261H199V263L200 264H204ZM21 262H22V260H21ZM129 262V261H128ZM144 262V261H143ZM178 262V261H177ZM194 262V261H193ZM232 262V261H231ZM254 262V261H253ZM252 262V263H253ZM148 263V262H147ZM180 263V264H181ZM188 263V262H187ZM195 264H199V263H196V261L194 262ZM216 263H217V261H216ZM251 263V262H250ZM14 264V263H13ZM20 264V263H19ZM23 264V263H22ZM142 264V263H141ZM165 264H170V262L168 263H166V261H165ZM171 264H174V263H171ZM176 264H178V263H176ZM188 264H190V263H188ZM191 264H192V262H191ZM206 264V263H205ZM211 264V263H210ZM223 264H224V261H223ZM235 264V263H234Z\"/></svg>",
    "mask_w": 264,
    "mask_h": 264
},
{
    "label": "built area",
    "instance_id": "2783aa9c",
    "mask_svg": "<svg viewBox=\"0 0 264 264\" xmlns=\"http://www.w3.org/2000/svg\"><path fill=\"white\" fill-rule=\"evenodd\" d=\"M34 224L28 264H75L78 241L91 230L93 220L81 203L51 198L37 210Z\"/></svg>",
    "mask_w": 264,
    "mask_h": 264
}]
</instances>
